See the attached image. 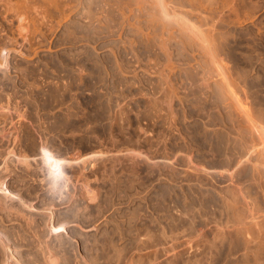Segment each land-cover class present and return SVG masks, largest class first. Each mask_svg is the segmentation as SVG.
<instances>
[{"label":"rangeland","instance_id":"1","mask_svg":"<svg viewBox=\"0 0 264 264\" xmlns=\"http://www.w3.org/2000/svg\"><path fill=\"white\" fill-rule=\"evenodd\" d=\"M231 2H232L231 3V17L228 16L231 20V24H228L229 23L228 18L226 19L227 22H226V20H224V22L223 21L220 22V24L223 23L220 25V28L222 29V30L220 29L222 31L221 33L224 32L225 36H227L226 37L227 39H226V38H224L225 37L224 34H221V35H223V37L221 36V39L224 38L225 40H227V41H224V39H222L223 41L220 40L222 42L221 44H223V45H221V47L224 50H222V48L220 47L221 52L219 51V53H222V54H221V57H219L221 59H219V58L218 59L222 60L224 62L223 63L222 61H219V63L221 62L220 63L221 68L225 67V69H221V72L223 73V71H224V73H225L226 70L228 71L225 74L224 73L223 74H224V76L226 75V78L228 81L231 80V82H230L231 88L234 89L235 94L237 93L236 94V97L238 95L237 99L239 100V102L242 103L244 109L248 112V114H250L251 118L253 120H255V122L258 120L257 121L258 124L264 128V0H231ZM95 3H97V4H95ZM95 3L94 4L96 6L95 5L92 6L93 7L92 10L95 13H93V11H92V13L96 14L97 17L98 16L102 17V18H100L102 21L104 20V18H105L104 15L106 14V17H108L107 18L108 21H107V19H105V22L107 21L109 23H107V22H106V24L103 22L98 23L96 20H94L93 22L92 21L89 22L88 20H86L84 18H81V19L78 18V17H80V15L76 13L77 16L75 14L74 17L70 20H73V21L79 20V21L72 22L69 20L68 21L69 25L66 27V29H63L64 28L63 25L66 22L62 23L60 27L55 22L54 25L56 27L54 26L52 29H49V30L46 27L44 28V26L43 27L41 26L42 29L40 30L41 27L38 26V29H36V30L41 31V32L40 31L38 32L39 33L38 36L43 37V38L40 37V39L37 36V31L33 30L37 26L33 27L32 30H30L32 27H30V29L28 28L29 31H31L30 35H33V32L36 33V34H34V37L32 36L33 42L30 41L31 36L29 35L30 32L27 31L28 29L26 30V33H24L25 30L21 31L19 29L18 24L16 23L15 19H12L10 17V14H6L5 10L2 9L3 7L0 6V58L3 57L4 62L5 63L7 62L6 65L4 64L3 66L0 67V128L2 129V130L0 129V132H1L0 133V135H1V137H0V142H1L0 143V145H1L0 151L4 147L6 148L8 142L12 141L13 137L11 138V140L9 138V135L11 136L12 134H9V133H13L14 129H16L18 132H16V130H15V132L13 133V136H14V134L16 135V133L18 135H20V138L24 139V140H22V142L24 141L23 143L25 145V146L23 145V149L27 150L30 153H38V152H36V150L39 151L41 144L43 145V143L45 142L44 145H46V142H47V146L50 145L49 147H50V149L53 148L52 151H55L54 153H56L58 155H59V153H61L60 156L63 155L62 157H66L67 154L68 155L70 154L69 155L70 157L67 156L68 158H72V156L74 158L75 157L77 158V156L83 157V156L89 155L90 153L91 154L96 153V155H99L100 160L102 159L101 161L98 160L99 163L98 162L95 163L96 160L94 159V162L89 166L90 170H89V168L86 169L87 171L85 170L87 174L84 171L86 176H84L85 178L83 177L82 179L81 178L76 179L78 172H80L77 169L78 166L75 167V172L72 171V170H74L73 168L69 167V169L67 170V171H69V175L74 174V176H75V177H72V179L75 180V183L72 180L71 184H70V188L64 194L67 196V194L69 193L68 194L69 198L72 195L71 198H73V199L70 198L69 200H68V196H67V198H66V196H62L61 198H59L60 199L59 200L58 195L56 193H50L47 190V188L46 189L42 188L41 192H40V188H41L40 185L38 184L37 181H35L36 184L33 181L36 178L33 177L34 178L33 179L31 176L29 178L25 176L26 180L29 182V185H30V181L31 180L33 181V182L31 181V184L33 183L31 185V191H33V188L36 189V187L39 186L34 191V193L31 192V195H32L31 197H33L32 201L26 199L25 200L26 203L23 205V208L25 209V211L32 212V210H33V214L35 215V218H38V219H36L37 223L34 226V227H36L34 229H35V231H37V233H36L37 235L35 234L34 229H31L33 231L32 232L30 230V228H28L24 225L22 230H23L24 235H26L25 236L26 240L27 239L29 240V241L27 240L28 242L27 241L25 242V244L26 243L27 244L29 243V244L28 245L24 244V246L31 247V248H27V250H26V247L23 246V247H20L21 249L19 248L20 250L19 249L18 250L21 252L23 250L24 253H27V252L30 253V252L34 251L35 249L37 250V248H38L42 251L48 252V248H50L49 251L51 250V252L53 251L52 253L55 252L54 254H57V256L55 255L56 257H54V258H57L56 260H58V258L60 260V254L61 255L63 254V256H61L62 257L61 258L62 260H60L61 262L58 260L59 264L70 263L69 261H71V257H72L71 264H73V263L75 264V262H76V264H79L80 262H81L80 264H82V261H83V264H87L88 262H89L88 264H90V261L93 262L91 264H96L97 261L99 262L97 264H101L100 263L101 261H102V264H104V263H106V264H152V263L153 264H156V263L157 264H169V263L170 264H174V263L175 264H192V262H194V264H196L197 262H198L197 264H200V263L201 264H210V263L211 264H224V263L225 264H231V263L232 264L233 263L238 264L239 263V260H238L239 255L236 254V252L238 253L237 249H239V247L236 244L238 241L235 242V244L234 243L232 244V242L234 240L231 242V239L229 237L227 238V236L222 235V233L224 234L227 232L226 231L227 229H230L229 226L232 224V223H228L229 221H231V219L229 218L230 216H228L229 212L227 210V204L228 203L230 204L231 202L233 203V199L231 200L230 195L228 194V189L231 187L232 190H238V192H240L241 195L242 194L245 195V193H246V195L244 196L245 198L248 195L250 196L251 192H252V195H253L252 199L256 200L255 198L257 197V199H258L257 201H253L251 198H249V196H248L249 200H248V198L244 199V197H243V200H246L245 201L246 203H247V201H250V200L253 202H259L260 201L259 203L262 206H259L258 203H253V202L252 203L249 202L247 204L248 205L252 204V208H254V209H256V204H258L257 208L263 212V210L260 209L261 207H263V209H264V203H263L264 202L263 201L264 200V193L263 192L261 193V190L262 191L264 190V180H263L264 178L262 177L263 174L261 173V175H259L261 178L258 177L257 175H254L256 173L259 174L260 172L259 173L257 171L254 172V170L252 169L253 163H252V165L249 164V165L245 166L248 169L244 167L243 173L240 174L241 176L240 175L238 177L231 176V177H233V179L227 175L228 173H225L226 176L220 180L218 178L211 176V174L208 175V173H207V175L202 174V173L200 174L198 171L196 172V170H197V168L198 169H205L206 168L207 172H210V170L218 168V169H222V171L224 170V172H225V170L229 169L230 164H228V163L231 160H233L235 156H237V158L235 157L234 161H231L232 168L235 166L237 161H239L241 159V157L243 158L244 156H247V157L251 156L250 152H253L254 149H255V153L254 152L253 153H254V157L255 156L256 157L254 159L253 153H252V157H250L251 159L253 158L252 162H254V164L255 163L262 164L263 159H264V152L262 150L263 148L262 149L259 148V147H261L262 144H261V141L258 138V136H256L257 133H254V131L252 130V125H250V127H251L250 128L249 125L246 126L247 124L243 123L242 118H239L241 116L236 115L233 112L231 107H229L230 105H227V103L219 96V94L216 92V90L214 93L213 83L216 82V81L214 82V80H216V79H214L215 77H212L213 78L212 79L211 75H210V77L208 76V74H209L208 69L209 68H207L205 66V64L202 62L204 60L200 56L192 55V54H188V53H186V54L185 53H178V55H177L174 52L173 53L174 55L172 54V56L170 57L172 59L171 60V59H165L167 56L160 54V53H157V52H155L156 55L155 54L153 55L151 51H148V49L152 50L153 45H149V43L146 42L147 41L146 38H143L142 35H140L142 40L139 36L134 37L133 35H135L136 33L133 34V31H131L130 29L128 31V28L124 29V30H121V29L119 30V28H120L119 25H120L121 21H119L120 22L119 24L115 23V22H118L119 15L117 13L114 14L115 12L112 14V12L110 10H108V9L106 10L104 7L100 6L101 8H104L103 9L104 12H102L103 10L100 9L99 6H97L98 2H95ZM82 7H84V5ZM82 7H80V8L82 9ZM95 10H98V12ZM3 13H5V14H3ZM108 13L112 14L113 16L108 14ZM99 14L100 15L102 14V15L100 16ZM227 15H229V14H227ZM115 18H117L118 20ZM109 19H111V20H109ZM114 20H116V21H114ZM110 21L114 22L115 24L111 23ZM225 22H226V24H224ZM71 24H74V25H71ZM107 24L110 25V28H109V26H107ZM88 25H89V27H88ZM70 26L71 27L73 26L72 29L70 28ZM112 26H114V27H112ZM118 26H119V28H118ZM121 28H122V26H121ZM65 30L67 33L65 32ZM69 30H71L73 32L70 31L71 32L70 33ZM220 30H219V32H220ZM48 31H50V32H48ZM68 32L71 35H69ZM118 32H119V34H118ZM120 32L122 33V35H120ZM27 33L30 37L26 35ZM74 35H75V37H74ZM136 35H138V34H136ZM127 37H129V38H127ZM132 37L135 38L134 41H133ZM35 38H37L39 40H37ZM123 38H125V39L127 38L128 40L127 39L125 40ZM138 38H140V39L138 40ZM6 40L8 43V44L7 43L6 44L11 45V46H7L5 44ZM8 40H9V42H8ZM23 40L24 41L26 40L27 44ZM127 41H129V42H127ZM131 41H133V43ZM139 41H140V43H139ZM28 42L29 43L31 42V44L33 46L31 44L28 45ZM122 42H123V44H122ZM1 44L2 45L4 44L5 46H7L8 49L10 48L9 52L8 51H2L1 48H3L4 45L2 46ZM224 45H226V46L224 47ZM126 47H128V48H126ZM4 48H6V47H4ZM132 48H134V50ZM142 51H143V53H142ZM131 52H133V53L131 54ZM150 52H151V55H150ZM153 53H154V51H153ZM141 54H143V55H141ZM147 54H148V56H147ZM187 54L190 56H193V57L194 56H196V57L198 56V57L197 58L194 57V59H193L192 57L188 56ZM149 55H150V57H149ZM142 56H144V57H142ZM178 56H180V57H178ZM182 56L184 58H182ZM219 56H220V54H219ZM156 57L158 58L157 59L158 63L156 62V59H155ZM142 58H144V59H142ZM145 58L147 59V61ZM176 58H178V60L180 58V60L178 61ZM181 58L184 60H182ZM148 59L150 60V62ZM186 59H187V61H185ZM166 60L169 61V64H171L170 62H172V64H171L172 66H173V64H175L173 67L172 66L169 67V68H171V70H172V68H174L172 70V72L175 70L177 63L178 64L180 63V66L176 67L177 70H175V72H173V74L171 73L170 74L171 76L169 75V77H172V78H170V80L172 79L173 81L169 80L170 82L167 84V88L165 87L166 86L165 81L163 80L164 82H162L161 75L159 74L161 69H163V67H165L167 65L168 61H166ZM193 60L196 61L195 64L193 63L194 62ZM197 60L200 61V63H201L200 65H197V63L199 64V62H197ZM138 61H140V62H138ZM151 61H155V63L154 62L151 63ZM182 61H184V62H182ZM188 61H190V64H188ZM122 63H123V65H122ZM138 63H139V66L142 65V63L145 65H143L142 67L140 66L141 67L140 68L139 66L137 67ZM148 63H150V64H148ZM153 63L156 65H154ZM183 63H185V64L187 63L188 65L187 64L185 65ZM222 63L224 64V66H222L223 65ZM146 64H148V65H146ZM151 64L153 65V68H155L156 71H154L151 68L152 67V66H150ZM161 65H163V66H161ZM190 65H192V67ZM193 65L195 68L193 67ZM201 65L202 66L204 65L206 68L204 66L202 67ZM120 66L123 68H120ZM183 66L184 67L186 66V67L183 68ZM146 67H147V69L145 71ZM156 68L157 69L159 68L158 71ZM167 68H168V65H167ZM169 68L167 70H169ZM180 68L181 69L183 68V69L181 70ZM204 68H205V70H204ZM122 69H124V70L122 71ZM141 69H143V70H141ZM148 69H149V71H148ZM178 69H180L181 71H179ZM188 69H190V74H187V72H185V70L187 71ZM199 69L202 73L200 71L198 72ZM151 71H153L154 74ZM178 71L181 72V74L178 73ZM183 71L185 72V75L188 76V78L184 75ZM147 73H149V74H147ZM156 73H157V75H160V76H157V75L156 76L158 78L159 77L161 78V79L159 78L161 85L164 84L165 86H161V85L159 86L157 84V83H159V81H158V78H156L154 76ZM174 73L176 75H174ZM199 73L201 76L199 75ZM204 73H205V76H203ZM231 73L233 76L231 75ZM193 74H194V76H193ZM197 74L200 78L202 77V79L204 77H206V78H204L205 80L204 79L203 80L198 79ZM237 75H238V78H237ZM153 76H154V79H153ZM190 76H191V78H190ZM240 76H242V78ZM173 78H176V79L174 80ZM194 78L195 79L197 78L198 80L197 79L195 80ZM240 78H241V80H240ZM210 79H212L213 81ZM156 80H157V82L155 83ZM207 80L211 84L210 86L212 87V89L210 86H209L210 88L209 87L208 88L213 90L211 92V90L209 91V89H207L208 93H206V94H209V93L213 94V95L211 94L210 96L200 92L201 90H202V92H204V91L206 92V89H204V91H203V89H200L201 88L200 85L202 84L203 81L205 82ZM138 81H139V83H138ZM174 81H176V82H174ZM182 81L184 84L182 83ZM191 81H193V83ZM195 81H196V83H195ZM198 81H199V83H197ZM210 81H212V82H210ZM152 83L154 84V86ZM173 83H176L177 87H174L175 84L173 86ZM187 83H190V84H188V86H187ZM191 83H192V85H191ZM207 83L208 82H206L205 84H207ZM169 84L171 86H173L172 87L173 90H174V88H175V90L177 88V92H174L173 90H172L173 91L172 92L171 86H170L169 91H171L170 93L172 94V96L169 95L170 93L168 94V92H167ZM178 84H180V86H178ZM197 84L200 88L199 87L194 88V86H197ZM157 85H158V88H156ZM184 85L187 87H184ZM152 86H153V88H151ZM181 86H183V87H181ZM161 87H163V88L161 89ZM190 87L192 89H190ZM164 88H166V90ZM179 88H183V89H179ZM185 88H186V91H185ZM193 88L196 90L199 89L200 91H197V92L201 93L202 96L199 95V93H196L195 91H194L195 96H193V94H194ZM157 89H161V91H159ZM163 89H164V91L167 92L166 93L163 91L165 93V95H167V94L169 95L168 98L166 96L162 95V93L160 94V92H162ZM241 89H243V90H241ZM156 90L158 92H155ZM181 90H183V91H181ZM187 90H190V92H188ZM153 91L156 94L157 93H159V94L156 95ZM152 92L155 95L152 94ZM178 92H179V101L180 102L185 96L188 95V96H191V98L192 97L194 98V99L193 98L191 99L192 103H190L191 101H188V98H190V97H185V98H187V101L184 98L187 103L184 101V103L179 104L176 101L178 99L175 98L176 96H178L177 95ZM183 92L187 93V95ZM174 93H177L176 96H174ZM188 93H190L191 95ZM196 94L199 95L200 99L202 97L201 101L199 100L198 97H196ZM216 94H218V95H216ZM142 95H144L145 97ZM150 95H152V96H150ZM203 95L208 96L209 99H208V97H206L207 98L206 99ZM156 96H157V100L158 99L161 100V101L158 100L160 103L163 102L161 104L163 105L164 109L163 108L162 109L161 108L155 109L158 101L155 99L156 103H154L153 100H154V98H156ZM158 96H160V97L158 98ZM161 96L164 97V98L162 97L163 100H162ZM170 96L172 97V99H169ZM182 96H183V98H182ZM147 97L148 98L151 97V99L149 98V102L151 101L152 103L148 102ZM180 97H181V100H180ZM152 98H153V100H152ZM165 99L167 101L164 102ZM173 99H175V101H171V103H174V102L175 103H174V105H171V106L174 109L171 110L170 108H168V110H166L167 108L165 109L164 104L167 102L166 104H168V107H169L170 102H168V101L173 100ZM215 99H217L218 101ZM7 100H9V101H7ZM195 100H196V102L200 101L202 103H204L206 100H208V101H206L204 103L205 104V106H204L202 103H201L202 104L201 105L200 102L196 104V102H194ZM211 100L212 101L215 100L213 102V104H212ZM220 100H221V103L218 104L220 102ZM222 100H223V102H222ZM193 103H195V104L191 105ZM222 103L223 104L225 103L228 107L225 104L223 105ZM252 103H254V104H252ZM150 104H152L154 106L151 105L152 106V108H151V106H149ZM181 104H182V106H181ZM185 104H190V105H185ZM158 105L160 106V104H158ZM196 105L199 108L201 106L202 109L201 108L199 109ZM217 105L219 106V108L217 107ZM192 106L193 107L196 106V109H195V107L193 108ZM7 107H9V108H7ZM166 107H167V105H166ZM208 107H210V108H208ZM224 107H226V108H224ZM248 107H250V108H248ZM182 108H183V110H182ZM149 109L151 110V113H150ZM152 109L156 110V112L152 111ZM186 109H187V111H186ZM212 109H214L215 111ZM157 110H158V112L160 111V114L162 112V114H161L162 116L164 115V113L166 115L170 116L172 113L174 114V112H176L174 115L172 114L173 117H171V116L169 117V120L175 121V118H176L177 122L171 121V123H173L174 127L172 124H170V126L173 127V129L171 128V131L173 130L172 131L173 133H175L176 129L179 130V131L176 130V133L178 135L173 134L171 131H169L170 127H169V129H168V127H166L167 124H168L167 126H169L170 121L167 120L168 122H164V118H168V116L167 117L164 116L163 118H160L162 116L161 115L159 116V114H158V116H157L158 119H157V117H156ZM170 110L172 111L171 114H170ZM188 110H190V111H188ZM194 110L195 111L197 110V112H195ZM200 110H201V112H200ZM227 110H229V111H227ZM249 110H250V112H249ZM2 111H3V113H2ZM218 111H219V114H218ZM152 112L155 113L154 117L156 120L153 119L154 113L152 114ZM259 113L260 114L263 113V114L260 115ZM19 114H20V116H19ZM121 114H123V115L121 116ZM176 114H178L177 117H175ZM231 114H232V116H231ZM217 116H219V117H217ZM254 116H255V118H254ZM256 117L259 119H257ZM125 118H127V119L125 120ZM203 118H205V119H203ZM159 119L161 121L162 120L163 121L157 122ZM210 119H211V121H209ZM216 119H218L219 121ZM236 121H237V123H236ZM163 122L165 125L162 124ZM231 123H233V124H231ZM226 125H228V126H226ZM163 127H166V129ZM214 127H215V129H214ZM4 128H5V130H4ZM163 129H165L166 132ZM225 129H227L228 132ZM207 130H208V133H207ZM120 131H122V133ZM168 131L170 132V134ZM211 131H214V132H211ZM230 131H232V132H230ZM4 132L6 133V135L8 133L7 136L9 139L7 138V136L5 135ZM205 132H206V134H204ZM221 132L225 133V134L223 135ZM241 132L242 133L244 132V133L242 134ZM2 133L4 134V138H3ZM162 133H163V135H161ZM212 133L214 136L212 135ZM218 133L220 136H218ZM252 134H253V136H252ZM244 135H246V137ZM204 136H205V138H204ZM242 136L245 138H243ZM201 137H203V138H201ZM216 137H218V138H216ZM238 137L240 139H237ZM2 138L4 140L6 139L5 142L6 141H8V142L5 143ZM181 138H183V140L185 139L184 140L185 142H183ZM205 139H207L206 141L208 143L205 141ZM211 139H214V140L210 141ZM233 139H234V141L239 140V143H240V144H238L239 146L234 145ZM240 140L242 141V143ZM244 140L246 141V143ZM247 140L249 143L247 142ZM32 141L34 142V149H33V145H32L33 142ZM226 142H228V143H226ZM229 142H230V144H229ZM231 142H233V144ZM214 143H215V145H214ZM218 143H219V145H218ZM28 144H29L30 148L28 147ZM35 144H36V148H35ZM229 145H231V146L233 145V146L231 147ZM253 145H254V147H253ZM186 146H187L188 150L186 149ZM211 146H213V147L211 148ZM190 147H192L193 149L195 148L194 149L195 153H193V149ZM215 147H216V149H215ZM218 147L220 149V152H219ZM220 147H222V148H220ZM228 147H230V148H228ZM236 147H238V148H236ZM5 148L2 149V151L5 150ZM226 148H228V149H226ZM236 149H237V151H236ZM246 149H248L249 152ZM33 150H35V152ZM181 150H183V151H181ZM241 150L244 152H242ZM190 151L192 153H187ZM227 151L229 152V154H227ZM235 151L237 153L239 151V154L235 153ZM102 152H104V153H102ZM181 152H183V153H181ZM199 152H200V154H198ZM210 152L213 154H210ZM248 153L250 155H248ZM190 154H193V155H190ZM135 155L137 157H139V158H137V162L135 161L136 160ZM176 155H181V156H178V158H181V160L179 159V161H180V163H179L178 158H176L177 160L175 159V162L176 161L177 162L175 164L174 157ZM182 156H183V159L185 158L184 160H186V161H184L182 159ZM217 156H219V157H217ZM226 156H228L227 159L231 158V160L227 161V159H225ZM232 156H233V158H232ZM132 157H133V159H132ZM148 157L151 159H149ZM193 157H194V159H193ZM220 157H222V158L220 159ZM113 158L115 160H113ZM168 158H171V159L169 160ZM191 158L193 159V161ZM257 158H258V160H257ZM222 159H225V160H222ZM217 160H219V161H217ZM242 160H245V159H242ZM108 161H110V162L108 163ZM189 161H191V163ZM155 162L157 163V165ZM158 162H160V163H158ZM137 163H139V164H137ZM162 163L169 164L167 167L165 166L166 171H163L164 167H163ZM202 163H203V166H202ZM99 164H101V165H99ZM151 164H154V165L151 166ZM170 164H171V166H170ZM198 164H199V166H198ZM218 164H219V166H218ZM155 165H156V168H155ZM35 166L33 168H34V170L37 171V169H35L37 167H35ZM187 166H190V167L194 166V167L192 169V168L187 167ZM220 166L221 167L223 166V167L220 168ZM152 167H154V168H152ZM170 167H172V168H170ZM203 167H205V168H203ZM13 168L15 169V172L17 174L19 173V171H21L19 168H18L19 170H17L16 167H13ZM187 168H190L192 170L187 169ZM186 169L188 171H191V172H188ZM96 170H98V171H96ZM164 170H165V168H164ZM70 171H72V173ZM76 171H78V172L76 173ZM151 171H152V173H151ZM175 171H177V173ZM186 171H187V174L185 173ZM110 172L112 173V175ZM174 172L176 175H174ZM22 173L23 172L21 171V173L19 175H21ZM170 173H172V174H170ZM196 173L198 174V176L196 175ZM185 174H186V176H185ZM23 175H24V173H23ZM193 175L195 178L193 177ZM201 175H203V176H201ZM210 176H211V179L209 178ZM87 177H89V178H87ZM173 177H174V179H172ZM184 177H186V178H184ZM187 177H190V178H187ZM254 177H257V178H254ZM191 178H193L194 180ZM197 178H198V181H197ZM235 178H237L238 181L236 180V182H235L234 181ZM85 179H87V180H85ZM248 179H249V181H248ZM255 179H257V180H255ZM258 179H261L262 182L258 181ZM7 180H11V178H8ZM78 180H80V182ZM232 180H233V182H231ZM171 181H172V183H171ZM82 183L85 185H83ZM202 183H203V185H202ZM209 183H210V185H209ZM235 183L237 186L236 187L234 186L235 188L233 189L232 187ZM256 183H257L258 187H257ZM77 184L78 185L82 184L83 190H82L81 186L79 187V186H77ZM244 184H245V189H242ZM34 185L36 187H34ZM87 185H89V186H87ZM90 185H91V187H90ZM84 186L89 187V188L86 187L87 190L89 189V191L85 190ZM228 186H230V187H228ZM239 186H241V187H239ZM261 186L263 189L261 188ZM216 187H218V189ZM73 188L79 189L81 193H82V191L84 193L86 191L89 193H86V194H88V195H86L84 193L79 194L80 192H77L78 193L77 194L76 191H78V190L75 189L76 190L75 191V190H73ZM247 188L252 189V190L247 191ZM231 189H229V193L232 192ZM256 189H258V190H256ZM222 190H223V192H222ZM94 191H95V193H93ZM43 192H44V194H43ZM37 193L39 195H37ZM40 193L43 196L40 195ZM48 193H50L49 195H51V196H47ZM223 193H224V195H223ZM220 194H222V196H224V198ZM33 195H36L37 197L33 196ZM79 195H83V196L79 197ZM92 195H94V196H92ZM255 195H256V197H255ZM226 196L229 197L227 199H230V201L228 200L226 202V200H227ZM261 196H263V197H261ZM34 197L37 198L38 200L36 199V201H34L33 200ZM204 197H206V198H204ZM231 197H232V195H231ZM80 198L84 201H82ZM190 198H191V200H190ZM40 199L43 200V202ZM52 199L55 202H53ZM222 199H224V200H222ZM39 200H40V202H39ZM70 200H72V201L74 200L75 205L73 204L72 201H71V203H69ZM76 200L79 202V204L81 203L80 208H79V204H78V208H77L76 204L78 202ZM17 201H18V199H17ZM17 201L15 199V202H17ZM66 201L68 204L65 205L64 203ZM94 201H96V202H94ZM27 202L34 209L32 207H29ZM52 202H53V204H52ZM221 202H224L223 205L221 204ZM43 203H44V207H43ZM218 203L221 205V207H220V205H218ZM40 204H42V207ZM59 204H62L61 207ZM25 205L27 208L29 207V210L27 208H25ZM37 205H39V206L37 207ZM69 205H70V207H69ZM71 205L73 206V208ZM185 205H186V207H185ZM34 206H36L37 209H35L36 207H34ZM83 206H85L86 208ZM193 206L195 208L192 210ZM223 206L224 207L226 206L225 209ZM253 206H255V207H253ZM45 207L50 208V210H51V207H53L52 208L53 210H51V211L53 212L52 214H54V215L50 216L51 211L49 209H45ZM43 208L46 211H43L42 210ZM59 208L62 209V211ZM188 208H190V210H188ZM69 209H70V211H69ZM72 209H76V210H72ZM87 209H88V212L90 211L89 213L87 212ZM221 209H223L224 211L222 210V212H224L227 215H223L224 213L222 214ZM65 210H66V212H65ZM83 210L86 211V213ZM186 210H188V212H191V211L193 213L195 212L194 213L195 215L198 213L196 215L197 217L196 216H195L196 218L193 217L194 214L193 213L190 214ZM68 211L71 213L74 211H77V215L75 214L76 212L72 213V214H74V215H72ZM184 211H186V212H184ZM43 212H46L47 214L43 213ZM56 212L59 213L60 217H58L59 215ZM67 212H68V214H67ZM80 212L82 214L85 213V215H81ZM91 213L94 214V217ZM184 213H187V214H184ZM216 213H217V215H216ZM87 214H89V215H87ZM182 214L184 215V218H183ZM188 214H190V215H188ZM37 215H38V217H37ZM39 215H41V216H39ZM42 215H43V219H42ZM46 215H49V216H46ZM80 215L82 217H80ZM72 216H74V217L76 216L75 219H74V217L72 218ZM86 216H87V218H85ZM88 216H89V218H88ZM188 216H190V217H188ZM39 217H41V219ZM179 217H182L181 219H183V220H179ZM186 217L190 218L191 221H193V220L194 221L191 223L190 219H188ZM192 217H193V220H192ZM198 217H200V218H198ZM203 217H205L206 220ZM46 218H47V220H46ZM49 218L51 221L50 225H49L50 221H48ZM66 218H68V219L71 218L72 219L71 223ZM76 218H78V220H76ZM81 218L83 220H81ZM222 218H224V219L222 220ZM55 219L56 220L60 219L59 221L61 223L63 222V225L60 229H57L58 227L56 228L57 230L52 229L54 227V225H57ZM62 219H63V221H61ZM64 219H66L65 222H64ZM84 219H85V223L83 222ZM91 219H94L92 222L93 225L91 224V222H89V221H92ZM185 219L186 220L188 219V221H185ZM195 219L198 221L197 223H195ZM201 219H204V220H201ZM227 219H228V221H227ZM42 220H44L43 222L48 223V224L43 226L44 224H43ZM58 220H57V222H58ZM73 220L74 221L76 220V221L74 222ZM95 220H97V221L95 222ZM67 221L69 223L66 224ZM208 221H209V223H207ZM216 221L217 222L221 221L220 224H223V227L221 225L219 227V225H217L219 223H217ZM72 222H74V223H72ZM143 222H145V223L143 224ZM171 222H172V225H171ZM129 223L132 226H130ZM194 223L197 224V225H195L196 227L194 226ZM210 223H214V225L213 224L210 225ZM12 224L6 223L5 225H7V226L8 225L9 226H18L17 223L13 222ZM64 224H65V226H64ZM185 224H187V225H185ZM188 224H190V226H191V228H188V230H191L192 228H193V230L187 231ZM208 224H209V227H211L210 229L207 228ZM225 224H227L229 226L227 227V225H225ZM39 225H41V226L38 227ZM47 225H48V227H46ZM68 225H69V227H68ZM84 225H86L87 227L85 226L86 227L85 228ZM141 225H143V226H141ZM204 225L206 226V228ZM215 225H217V228L214 227ZM224 225H225V227H227V229H225ZM57 226H60V225H57ZM136 226H137V228H136ZM44 227L46 230H47V228H49V229L46 231V230L42 229ZM71 227H72V229H71ZM37 228H39V229H37ZM221 228H224L222 230H224L225 232L220 231ZM40 229H42V230H40ZM79 229H80V231H79ZM212 229H213V231H212ZM216 229H218L217 232H214ZM67 230L69 232L71 231L72 234H74V235L72 236V234L70 232V234H71V236H70V234ZM39 231L41 232L40 235L38 233ZM152 231H154V232H152ZM185 231L190 232V233H187ZM192 231H193V233L195 232L194 235L192 234ZM202 231H205L207 233L204 232L203 233L204 235H203ZM218 231H220V233ZM196 232H197V234H196ZM60 233L61 234L63 233V234L61 235ZM76 233L77 234L80 233V235H82V236L80 237V235H76ZM184 233H185V235H184ZM198 233L200 236L203 235L202 237H206L207 241L213 240V241H211L212 244L215 242L217 243L216 236H214V235H219V236H217V239H218V238H220V234H221L222 239L220 238V240H222L223 243L219 240L220 243H217V244L215 243L216 246H218V248L216 246H214V244L208 245L210 247H207V245H204L205 238H204V243L202 244L200 242V240L203 242V240H202L203 238L200 237L198 235ZM216 233H218V234H216ZM49 234H52V235L49 237L48 236ZM59 234L61 235V239H60ZM191 234H192V236H195V237H192ZM38 235L39 236L42 235V238L40 239V237ZM84 235H85V237L86 236L87 237L86 238L83 237ZM75 236H78V237H75ZM91 236H93V237H91ZM135 236H137V237H135ZM47 237H48V239L50 238V240H48ZM197 237L199 239L198 243L195 242V240H197ZM214 237H215V240H214ZM84 238H85V241H80L81 239H84ZM89 238H94V239H92V241H91V239H89ZM147 238H148V240H147ZM226 238H227V241L225 240ZM39 239L41 242L39 241ZM51 239L52 240L54 239L53 240L54 243L52 242ZM64 239H65V241L67 240L66 242H68V243L71 240H73V242L71 241L69 244L66 245V242H64ZM86 239H87V241H86ZM192 239H194V240H192ZM228 239H229V241H228ZM45 240L47 242H45ZM56 240H58V241L62 240L61 241L62 243L61 242L58 243V241L55 242ZM183 240L185 241V243ZM31 241H32V243H31ZM36 241H39L40 244L37 243ZM94 241H96V242H94ZM186 241H190V243H188ZM207 241H206V243H207ZM43 242H45V243H43ZM49 242H50L51 246H52V244H51V242H52L53 245L59 244V247H56L58 245H54V248H51L49 245ZM83 242H85L86 244ZM118 242H120V243H118ZM35 243H37L36 244L37 248L35 247ZM72 243H74V244L71 246L70 244H72ZM143 243L147 244V245H144ZM192 243H194V245ZM60 244H62V245L60 246ZM184 244L185 245L188 244V246H191V244H192L193 247L191 246V248H190V247L186 246L187 247L186 248ZM197 244H199V245H197ZM200 244H202L201 247L205 246L204 248H206L205 251L202 248V252H201L202 255L201 254L199 255V253H200L199 251H201ZM208 244H210V243H208ZM231 244L233 246H231ZM39 245H41V246H39ZM82 245H87V246L85 247ZM94 245H96V246L93 247ZM154 245H155V247H154ZM47 246H48V248H47ZM64 246H66V248ZM67 246H68V249H67ZM73 246H75V247H73ZM211 246L212 247L214 246L213 247L214 253H211L212 252V249H210ZM230 246L232 248L233 247L235 248L236 246L237 247L235 248V251H234V248L232 249ZM55 247H56L57 251L61 250V252L60 251L56 252ZM60 247H62V249ZM195 247L200 249V250L196 249ZM88 248H89V251L86 250ZM118 248H119V250H117ZM216 248L217 249L220 248L219 250H217L218 253L215 252ZM64 249L65 250L67 249L68 251L67 250L64 251ZM74 249L76 250L77 254L75 253ZM130 249H132V250H130ZM193 249H195V251H192ZM214 249H215V251H214ZM99 250L101 253H97V252H99ZM101 250L102 251L106 250V251L102 252ZM83 251H85L87 253H85ZM90 251L92 253V254L90 253L91 255L88 254V252H90ZM207 251H209V252H207ZM195 252H196V254H195ZM203 252H204V255H203ZM82 253L83 254L85 253L84 256ZM185 253H187V254H185ZM227 253H229V254H227ZM0 254L2 255V258H0L1 259L0 264H2L3 258L6 259V257L5 256L3 257L2 253H0ZM64 254H67L68 258H66L67 255H64ZM86 254H88L91 257L93 256V257L90 258ZM98 254H99V256H98ZM100 254L102 255L103 260L100 256ZM118 254H120L122 256L120 257V255H118ZM188 255H190V256H188ZM215 255L217 258L215 257ZM232 255H233V257H235V258L237 257L238 259L232 258ZM94 256H95V258H94ZM104 256H106V257L104 258ZM192 256H193V258H192ZM210 256L212 259L210 258ZM63 257H64V259H66V260L68 259L69 261L67 262L66 260L63 259ZM74 257H76V258L78 257V258L76 259ZM79 257H83V258L79 259ZM97 257H98V260L96 259ZM117 257H118V259H117ZM99 258H101V261L99 260ZM128 258H129V260H128ZM200 258H202V262L197 261ZM84 259L86 260V262ZM78 260H81V261L77 262ZM93 260L94 261L97 260L96 263H94ZM109 261H111V263ZM236 261H237V263H236ZM8 264H15V263L12 261L11 262L9 261Z\"/></svg>","mask_w":264,"mask_h":264},{"label":"bare ground","instance_id":"2","mask_svg":"<svg viewBox=\"0 0 264 264\" xmlns=\"http://www.w3.org/2000/svg\"><path fill=\"white\" fill-rule=\"evenodd\" d=\"M95 2H98V5L97 6H99V8L100 9H108V10H110L111 12H112V14L114 13V14H118L119 15V20L117 19V18H115V19H117L118 20V22H115L116 24L118 23H120L119 21H121V23H120V28H119V26H118V28H119V30L121 29V30H124V29H127L128 28V31H129V29L131 30V31H133V34L134 33H136V34H138V35H133L134 37L136 36H139L140 37V35H142V37L143 38H146V42L147 43H149V45H153V48H152V50L154 51V53H153V51L150 49H148V51H151L152 52V54L154 55L155 54V52H157V53H160V54H163V55H165V56H167L165 59H171L170 57L172 56V54L175 52V54H177L178 55V53H188V54H192V55H198V56H200L204 61H202L204 64H205V66L207 67V68H209L208 69V72H209V74H208V76L210 77V75H211V78L212 77H215L214 79H216V80H214V82L215 83H213V85H214V93H215V90H216V92L219 94V96L227 103V105H230L229 107H231V109L233 110V112L236 114V115H240L241 117H239V118H242V121H243V123H246L247 125L246 126H248L249 125V127H250V125H252V130L254 131V133H257V135L256 136H258V138L260 139V141H261V147H259L260 149H262L263 150V152H264V128L261 126V125H259L258 124V120L255 122V120H253L252 118H251V116H250V114H248V112L244 109V107H243V105H242V103L241 102H239V100L237 99V97H238V95H237V97H236V94H235V92H234V89H232L231 88V84H230V82H231V80L230 81H228L227 80V78H226V75L224 76V74L226 73V72H228L227 70L225 71V73H224V71H223V73L221 72V69H225V67H223V68H221V62L219 63V61H222V60H219V59H221V58H219V57H221V54L222 53H219V51H220V49L222 48L221 47V45H223V44H221L222 42L221 41H223L222 39H224V38H226L227 36H225V33L223 32V33H221L222 31V29L220 28V25L221 24H223V23H221L220 24V22L221 21H223L224 22V20H226L227 18L229 19V23L228 24H231V20H230V18L228 17V16H230L231 17V0H0V6H2L3 8L2 9H4L5 10V13L6 14H10V17L12 18V19H15V21H16V23L18 24V27H19V29L21 30V31H24L25 30V32L24 33H26V30L29 28L30 29V27H32L30 30H32L33 29V27H35V26H37L35 29H33L34 31L36 30V29H38V26H44V28L46 27L48 30L49 29H52L55 25H54V23L56 22V24L60 27L61 26V24L62 23H64V22H66V23H64V25H63V29H66V27L69 25L68 24V21L70 20V19H72L73 17H74V15L77 13V14H79L80 15V17H78V18H84V19H86V20H88L89 22L90 21H94V20H96L98 23H105L106 24V22L108 21V17H106V14L104 15V20L102 21L100 18H102V17H97L96 16V14H93V13H95L93 10H92V6L93 5H95V4H97V3H95ZM95 3V4H94ZM240 3V2H239ZM84 5V7H82ZM96 6V5H95ZM104 7V8H101V7ZM80 7H82V9L80 8ZM98 9V8H97ZM234 10V9H233ZM92 11H93V13H92ZM95 11H97L98 12V10H95ZM102 12H104V10L102 11ZM107 12V11H106ZM2 13V12H1ZM5 13H3V14H5ZM100 13V12H99ZM77 14H76V16H77ZM108 14H110V13H108ZM112 14H110V15H112ZM227 14H229V15H227ZM78 15V16H79ZM100 15V14H99ZM102 15V14H101ZM100 15V16H101ZM227 15V16H226ZM108 16V15H107ZM113 16V15H112ZM9 17V16H8ZM116 17V16H115ZM246 17V16H245ZM10 18V19H11ZM113 18V17H112ZM111 18V19H112ZM4 19V18H3ZM6 19V18H5ZM105 19H107V21L105 22ZM111 19H109V20H111ZM114 19V18H113ZM121 19V20H120ZM77 20V19H76ZM14 21V20H13ZM70 21H72V22H74L73 20H70ZM77 21H79V20H77ZM77 21H75V22H77ZM95 21V22H96ZM114 21H116V20H114ZM88 22V23H89ZM111 22V21H110ZM226 22H227V20H226ZM226 22L224 23V24H226ZM82 23V22H81ZM107 23H109V22H107ZM111 23H113V24H115L114 22H111ZM110 23V24H111ZM16 24V25H17ZM93 24V23H92ZM112 24V25H113ZM71 25H74V24H71ZM77 25V24H76ZM87 25V24H86ZM97 25V24H96ZM100 26V25H99ZM105 26V25H104ZM107 26H109V28H110V25H108L107 24ZM117 26V25H116ZM121 26H122V28H121ZM223 26V25H222ZM221 26V27H222ZM228 26V25H227ZM42 27L40 28V30L42 29ZM56 27V26H55ZM73 27V26H72ZM72 27L70 26V28L72 29ZM88 27H89V25H88ZM112 27H114V26H112ZM229 27V26H228ZM16 28V27H15ZM83 28V27H82ZM117 28V29H118ZM223 28V27H222ZM29 29L27 30L28 32H30L29 33V35L31 34V31H29ZM55 29V28H54ZM69 29V28H68ZM104 29V28H103ZM106 29V28H105ZM112 29V28H111ZM114 29V28H113ZM116 29V30H117ZM221 29V30H220ZM39 30V31H40ZM102 30V29H101ZM108 30V29H107ZM219 30H220V32H219ZM37 31V36H38V30H36ZM43 31V30H42ZM47 31V30H46ZM64 31V30H63ZM68 31V30H67ZM71 30H69V32H70ZM80 31V30H79ZM118 31V30H117ZM41 32V31H40ZM48 32H50V31H48ZM65 32H66V30H65ZM68 32V34L69 35H71L70 33L71 32H73V31H71L70 33ZM102 32V31H101ZM114 32V31H113ZM23 33V34H24ZM44 33V32H43ZM56 33V32H55ZM67 33V32H66ZM104 33V32H103ZM15 34V33H14ZM34 34H36V33H34L33 32V35H28V33L26 34L27 36H29L30 38H31V40L30 41H32L33 42V38H32V36L34 37ZM42 34V33H41ZM118 34H119V32H118ZM221 34H224V38H222L221 39V36L223 37V35H221ZM25 35V34H24ZM47 35V34H46ZM85 35V34H84ZM110 35V34H109ZM120 35H122V33L120 32ZM119 35V36H120ZM127 35V34H126ZM5 36V35H4ZM13 36V35H12ZM26 36V37H27ZM36 36V35H35ZM68 36V35H67ZM129 36V35H128ZM132 36V35H131ZM130 36V37H131ZM2 37V36H1ZM18 37V36H17ZM24 37V36H23ZM22 37V38H23ZM39 37V36H38ZM40 37H42V36H40ZM40 37H39V39H40ZM74 37H75V35H74ZM5 38V37H4ZM9 38V37H8ZM29 38V39H30ZM43 38V37H42ZM83 38V37H82ZM127 38H129V37H127ZM126 38V39H127ZM133 38V37H132ZM141 38V37H140ZM140 38H138V40L140 39ZM26 39V38H25ZM35 39H37V38H35ZM39 39H37V40H39ZM45 39V38H44ZM123 39H125V38H123ZM125 39V40H126ZM134 39L135 38H133V41H134ZM137 39V38H136ZM227 39V38H226ZM13 40V39H12ZM128 40V39H127ZM130 40V39H129ZM141 40H142V38H141ZM221 40V41H220ZM11 41V40H10ZM22 41V40H21ZM24 41V40H23ZM29 41V40H28ZM35 41V40H34ZM133 41H131L132 43H133ZM136 41V40H135ZM144 41V40H143ZM224 41H227V40H225L224 39ZM8 42H9V40H8ZM14 42V41H13ZM25 43H26V40L24 41ZM121 42V41H120ZM127 42H129V41H127ZM145 42V41H144ZM4 43V42H3ZM7 43V40H6V42H5V44ZM11 43V42H10ZM131 43V44H132ZM139 43H140V41H139ZM8 44V43H7ZM6 44V45H7ZM14 44V43H13ZM20 44V43H19ZM27 44V43H26ZM31 44V42L29 43L28 42V45H30ZM122 44H123V42H122ZM225 44V43H224ZM2 45V44H1ZM4 45V44H3ZM2 45V46H3ZM16 45V44H15ZM32 45V44H31ZM127 45V44H126ZM140 45V44H139ZM143 45V44H142ZM141 45V46H142ZM147 45V44H146ZM145 45V46H146ZM230 45V44H229ZM7 46H11V45H7ZM7 46H5L4 45V47H6V48H1L2 49V51H8L9 52V49L7 48ZM18 46V45H17ZM20 46V45H19ZM33 46V45H32ZM31 46V47H32ZM123 46V45H122ZM130 46V45H129ZM148 46V45H147ZM146 46V47H147ZM226 45H224V47H225ZM228 46V45H227ZM13 47V46H12ZM26 47V46H25ZM133 47V46H132ZM144 47V46H143ZM152 47V46H151ZM221 47V48H220ZM29 48V47H28ZM126 48H128V47H126ZM139 48V47H138ZM149 48V47H148ZM229 48V47H228ZM8 49V50H7ZM14 49V48H13ZM25 49V48H24ZM23 49V50H24ZM122 49V48H121ZM133 50H134V48H132ZM147 49V48H146ZM16 50V49H15ZM222 50H224L223 48H222ZM226 50V49H225ZM1 51V52H2ZM11 51V50H10ZM132 51V50H131ZM139 51V50H138ZM147 51V52H148ZM151 52H150V55H151ZM221 52V51H220ZM133 52H131V54H132ZM142 53H143V51H142ZM184 54V55H185ZM187 54V55H188ZM219 54H220V56H219ZM141 55H143V54H141ZM150 55H149V57H150ZM152 55V56H153ZM156 55V54H155ZM158 55V54H157ZM174 55V54H173ZM183 55V54H182ZM147 56H148V54H147ZM162 56V55H161ZM188 56H190V55H188ZM187 56V57H188ZM197 56V57H198ZM136 57V56H135ZM138 57V56H137ZM142 57H144V56H142ZM148 57V58H149ZM154 57V56H153ZM178 57H180V56H178ZM190 57H192L193 59H194V57H196V56H190ZM196 57V58H197ZM126 58V57H125ZM134 58V57H133ZM152 58V57H151ZM173 58V57H172ZM175 58V57H174ZM182 58H184L183 56H182ZM181 58V59H182ZM219 58V59H218ZM225 58V57H224ZM116 59V58H115ZM118 59V58H117ZM123 59V58H122ZM135 59V58H134ZM142 59H144V58H142ZM146 59V58H145ZM153 59V58H152ZM156 59V62H157V57L155 58ZM177 60H178V58H176ZM7 60V59H6ZM149 60V59H148ZM154 60V59H153ZM172 60V59H171ZM179 60H180V58H179ZM178 60V61H179ZM182 60H184V59H182ZM196 60V59H195ZM195 60H193L194 62V64L196 63V61ZM199 60V59H198ZM197 60V62H199V64L197 63V65H200L201 63H200V61H198ZM120 61V60H119ZM143 61V60H142ZM141 61V62H142ZM145 61V60H144ZM146 61H147V59H146ZM145 61V62H146ZM161 61V60H160ZM163 61V60H162ZM166 61H168V60H166ZM175 61V60H174ZM185 61H187V59L185 60ZM124 62V61H123ZM138 62H140V61H138ZM149 62H150V60H149ZM152 62H154L155 63V61H151V63ZM177 62V61H176ZM182 62H184V61H182ZM223 62V61H222ZM7 63V62H6ZM6 63L4 62V58L2 57V58H0V67L1 66H3L4 64L6 65ZM117 63V62H116ZM133 63V62H132ZM153 63V64H154ZM158 63V62H157ZM160 63V62H159ZM166 63V62H165ZM171 64H172V62H170ZM174 63V62H173ZM192 63V62H191ZM202 63V64H203ZM224 63V62H223ZM222 63V64H223ZM135 64V63H134ZM141 64V63H140ZM148 64H150V63H148ZM148 64H146V65H148ZM171 64H169V61H168V63H167V65H168V68L169 67H171L172 65ZM183 64H185V63H183ZM187 64V63H186ZM185 64V65H186ZM188 64H190V61H188ZM187 64V65H188ZM122 65H123V63H122ZM143 65H145V64H143L142 63V65H140L141 67L143 66ZM154 65H156V64H154ZM167 65L165 66V67H163V69H161V71L159 72V74L161 75V80H162V82H164L165 81V85L163 84V85H161V82H160V79L157 77V76H160V75H157V73L154 75L156 78H158V81H159V83H157L159 86L161 85V86H165L166 88H167V84L172 80H170V78H172V77H169V75L172 73L173 74V72H175V70H177V66H180V63L178 64L177 63V65H176V67H175V70L172 72V70L174 69V68H172V70H171V68H169V70H167L168 68H167ZM175 64H173V66H174ZM125 66V65H124ZM139 66V63L137 64V67ZM139 66V67H140ZM150 66H152L151 68L154 70V71H156L155 70V68H153V65L151 64ZM160 66V65H159ZM161 66H163V65H161ZM172 66V67H173ZM191 67H192V65H190ZM202 66V65H201ZM204 66V65H203ZM202 66V67H203ZM204 66V67H205ZM222 66H224V64L222 65ZM136 67V68H137ZM140 67V68H141ZM155 67V66H154ZM186 67V66H185ZM184 66H183V68H185ZM193 67H194V65H193ZM200 67V66H199ZM205 67V68H206ZM117 68V67H116ZM120 68H123V67H121L120 66ZM134 68V67H133ZM150 68V67H149ZM165 68V69H164ZM182 68V69H183ZM188 68V67H187ZM195 68V67H194ZM193 68V69H194ZM201 68V67H200ZM205 68H204V70H205ZM144 69V68H143ZM143 69H141V70H143ZM146 69H147V67L145 68V71H146ZM151 69V70H152ZM157 69V68H156ZM159 69V68H158ZM158 69H157V71H158ZM181 69V68H180ZM180 69H178L179 71H181ZM191 69V68H190ZM190 69H188L187 71L185 70V72H187V74H190ZM197 69V68H196ZM203 69V68H202ZM124 69H122V71H123ZM144 71V72H145ZM148 71H149V69H148ZM147 71V72H148ZM178 71V73H180L181 74V72H179ZM194 71V70H193ZM200 71V69L198 70V72ZM151 72H153V71H151ZM150 72V73H151ZM184 72V71H183ZM185 72H184V75H185ZM192 72V71H191ZM196 72V71H195ZM201 72V71H200ZM207 72V73H208ZM123 73V72H122ZM129 73V72H128ZM146 73V72H145ZM197 73V72H196ZM202 73V72H201ZM147 74H149V73H147ZM153 74H154V72H153ZM179 74V75H180ZM195 74V73H194ZM194 74H193V76H194ZM234 74V73H233ZM157 75V76H156ZM174 75H176L175 73H174ZM178 75V76H179ZM183 75V74H182ZM196 75V74H195ZM199 75H200V73H199ZM230 75V74H229ZM231 75H232V73H231ZM230 75V76H231ZM144 76V75H143ZM154 76H153V79H154ZM171 76V75H170ZM173 76V75H172ZM187 78H188V76L187 75H185ZM184 76V77H185ZM201 76V75H200ZM203 76H205V73H204V75ZM207 76V75H206ZM207 76V77H208ZM233 76V75H232ZM149 77V76H148ZM152 77V76H151ZM208 77V78H209ZM236 77V76H235ZM241 78H242V76H240ZM150 78V77H149ZM186 78V79H187ZM190 78H191V76H190ZM197 78L198 79H202V77L200 78L199 76H198V74H197ZM196 78V79H197ZM204 78H206V77H204ZM203 78V79H204ZM207 78V79H208ZM229 78V77H228ZM237 78H238V75H237ZM241 78H240V80H241ZM152 79V78H151ZM174 80L176 79V78H173ZM179 79V78H178ZM185 79V80H186ZM195 79V78H194ZM193 79V80H194ZM195 79V80H196ZM197 79V80H198ZM202 79V80H203ZM213 79V78H212ZM212 79H210V80H212ZM164 80V81H163ZM170 80V81H169ZM184 80V81H185ZM205 80V79H204ZM237 80V79H236ZM173 81V80H172ZM200 81V80H199ZM199 81L197 82V83H199ZM213 81V80H212ZM212 81H210V82H212ZM244 81V80H243ZM145 82V81H144ZM153 82V81H152ZM157 82V80L155 81V83ZM174 82H176V81H174ZM192 83H193V81H191ZM202 82V81H201ZM206 82H208L207 84H205ZM138 83H139V81H138ZM182 83H183V81H182ZM192 83H191V85H192ZM195 83H196V81H195ZM242 83V82H241ZM153 84V83H152ZM174 84H175V86H174ZM181 84V83H180ZM180 84H178V86H180ZM184 84V83H183ZM188 84H190V83H187V86H188ZM235 84V83H234ZM240 84V83H239ZM244 84V83H243ZM130 85V84H129ZM140 85V84H139ZM158 85H157V87L156 88H158ZM177 84L176 83H173V86L174 87H177L176 86ZM195 85V84H194ZM211 84L209 83V81L207 80V81H203L202 82V84L200 85V87L198 86V84H197V86H194V88L195 87H199L200 89H203V91H204V89H206V92L204 91V92H202V90L200 91L199 89H194L193 90V96H195V92L196 93H199V92H197V91H200L201 93H203V94H206V93H208L207 91V89H209L211 86H210ZM153 86H154V84H153ZM153 86L151 87V88H153ZM169 87H168V90H167V92H168V94L173 90V86H171L170 84L168 85ZM170 86H171V91H169L170 90ZM187 86H185L184 85V87H187ZM210 86V87H209ZM243 86V85H242ZM181 87H183V86H181ZM209 87V88H208ZM160 88V87H159ZM163 87H161V89H162ZM166 88H164L165 90H166ZM244 88V87H243ZM161 89H157V90H159V91H161ZM164 89L162 90V92H160V94L162 93V95H164V96H166L167 98H168V96L169 95H171L172 96V94L170 93L169 95L167 94V95H165V93L164 92H166V91H164ZM179 89H183V88H179ZM188 89V88H187ZM190 89H192L191 87H190ZM211 89H212V87H211ZM211 89H209V91L211 90ZM153 90V89H152ZM155 90V89H154ZM155 91V92H158V91ZM240 90V89H239ZM241 90H243V89H241ZM164 91V92H163ZM174 92H177V88H176V90H175V88H174V90H173ZM172 91V92H173ZM179 91V90H178ZM181 91H183V90H181ZM185 91H186V88H185ZM188 92H190V90H187ZM195 91V92H194ZM213 90H211V92H212ZM154 92V91H153ZM152 92V94H154ZM166 92V93H167ZM180 92V91H179ZM179 92H178V94L177 93H174V96H176V94L178 95V96H176L175 98L176 99H178V100H176L179 104L180 103H184V101H185V99H186V101H187V98H185V97H190V98H188V101H191V99L193 98H191V96H188L187 95V93H185V92H183V93H185L187 96H185L184 98H183V96H182V100H181V97H180V100H181V102L179 101ZM181 93V92H180ZM201 93H199V95H201ZM149 94V93H148ZM156 94V93H155ZM154 94V95H155ZM157 94H159V93H157ZM156 94V95H157ZM188 94H190V93H188ZM212 94V93H211ZM210 93L209 94H206V95H211ZM218 94H216V95H218ZM191 95V94H190ZM199 95H197L196 94V97H198L199 98ZM213 95V94H212ZM242 95V94H241ZM142 96H144V95H142ZM149 96V95H148ZM150 96H152V95H150ZM170 96V98L169 99H172V97ZM202 96V95H201ZM204 96V95H203ZM240 96V95H239ZM145 97V96H144ZM154 97V96H153ZM160 96H158V98H159ZM163 96H161V98H162ZM165 97V98H166ZM195 97V98H196ZM205 98L206 97H208V96H204ZM148 98V97H147ZM150 99H151V97H149ZM149 98H148V102H149ZM164 98V97H163ZM163 98H162V100H163ZM218 98V97H217ZM146 99V98H145ZM155 99L157 100V96H156V98H154V100H153V98H152V100L154 101V103H156L155 102ZM194 99V98H193ZM201 99H202V97H201ZM201 99L199 98V100L201 101ZM204 99V98H203ZM207 99V98H206ZM208 99H209V97H208ZM159 101H161L160 99H158ZM157 100V101H158ZM215 100H217V99H215ZM214 100V101H215ZM223 100H222V102H223ZM7 101H9V100H7ZM157 102V106H156V108L155 109H157V108H163L164 109V107H163V105L161 104V103H163V102ZM165 101H167L166 99L164 100V102ZM171 101H175V99H173V100H169L168 102H170L169 103V107H168V104H164V106H165V109L166 110H168V108H170L171 110H173L174 108H172V106L171 105H174V103H171ZM185 101V102H186ZM200 101H197L196 102V100L194 101V102H196V104L197 103H199ZM203 101V100H202ZM206 101H208V100H206ZM205 101V102H206ZM210 101V100H209ZM212 101V100H211ZM214 101H212V104H213V102ZM218 101V100H217ZM151 102V101H150ZM149 102V103H150ZM204 102V101H203ZM204 102V103H205ZM3 103V102H2ZM8 103V102H7ZM152 103V102H151ZM187 103V102H186ZM190 103H192V101L190 102ZM202 102H200V104H201ZM204 103H202L204 106H205V104ZM218 103V102H217ZM221 103V100H220V102L218 103V104H220ZM244 103V102H243ZM250 103V102H249ZM158 104H160V106L158 105ZM195 103H193V104H191V105H194ZM201 104V105H202ZM210 104V103H209ZM215 104V103H214ZM223 104V103H222ZM221 104V105H222ZM225 104V103H224ZM223 104V105H224ZM252 104H254V103H252ZM152 104H150L149 106H151ZM166 105H167V107H166ZM185 105H190V104H185ZM216 105V104H215ZM226 105V104H225ZM226 105V106H227ZM152 106H154V105H152ZM152 106H151V108H152ZM159 106V107H158ZM181 106H182V104H181ZM180 106V107H181ZM184 106V105H183ZM197 106V105H196ZM196 106H194L195 107V109H196ZM203 106V107H204ZM208 106V105H207ZM248 106V105H247ZM252 106V105H251ZM258 106V105H257ZM261 106V105H260ZM13 107V106H12ZM179 107V108H180ZM187 107V106H186ZM191 107V106H190ZM193 107V106H192ZM193 107V108H194ZM198 107V106H197ZM215 107V106H214ZM217 107L219 108V106L217 105ZM223 107V106H222ZM228 107V106H227ZM7 108H9V107H7ZM150 108V107H149ZM150 108V109H151ZM154 108V107H153ZM184 108V107H183ZM183 108H182V110H183ZM199 108V107H198ZM200 108L202 109V107L200 106ZM199 108V109H200ZM208 108H210V107H208ZM207 108V109H208ZM221 108V107H220ZM224 108H226V107H224ZM248 108H250V107H248ZM149 109V110H150ZM185 109V108H184ZM215 109V108H214ZM214 109H212V110H214ZM217 109V108H216ZM247 109V108H246ZM259 109V108H258ZM9 110V109H8ZM160 110V109H159ZM170 110V114L172 113V111ZM261 110V109H260ZM16 111V110H15ZM152 111H154V112H156V110H154V109H152ZM161 111V110H160ZM160 111L158 112V110H157V115H156V117L158 116V114H159V116L162 114V112H161V114H160ZM186 111H187V109H186ZM188 111H190V110H188ZM192 111V110H191ZM195 111V110H194ZM207 111V110H206ZM215 111V110H214ZM221 111V110H220ZM227 111H229V110H227ZM7 112V111H6ZM124 112V111H123ZM154 112H152V114L154 113ZM166 112V111H165ZM183 112V111H182ZM195 112H197V110L195 111ZM200 112H201V110H200ZM249 112H250V110H249ZM2 113H3V111H2ZM18 113V112H17ZM150 113H151V110H150ZM167 113V112H166ZM176 112H174V114H175ZM192 113V112H191ZM209 113V112H208ZM211 113V112H210ZM213 113V112H212ZM215 113V112H214ZM225 113V112H224ZM120 114V113H119ZM168 114V113H167ZM173 114V113H172ZM172 114L170 115L171 117H173L172 116ZM173 114V115H174ZM185 114V113H184ZM218 114H219V111H218ZM252 114V113H251ZM260 114V113H259ZM263 114V113H262ZM262 114H260V115H262ZM9 115V114H8ZM123 114H121V116H122ZM154 115H155V113L153 114V117H154ZM177 115L178 114H176V116L175 117H177ZM194 115V114H193ZM214 115V114H213ZM258 115V114H257ZM19 116H20V114H19ZM18 116V117H19ZM152 116V115H151ZM162 116V115H161ZM164 116H168V118H164V122H168V121H170L169 120V115H166L165 113H164V115L162 116V117H160V118H163ZM192 116V115H191ZM201 116V115H200ZM231 116H232V114H231ZM230 116V117H231ZM150 117V116H149ZM174 117V118H175ZM197 117V116H196ZM217 117H219V116H217ZM222 117V116H221ZM237 117V116H236ZM258 117V116H257ZM256 117V118H257ZM23 118V117H22ZM206 118V117H205ZM205 118H203V119H205ZM224 118V117H223ZM254 118H255V116H254ZM6 119V118H5ZM122 119V118H121ZM127 118H125V120H126ZM150 119V118H149ZM152 119V118H151ZM153 119H155V117L153 118ZM152 119V120H153ZM157 119H158V117H157ZM173 119V118H172ZM187 119V118H186ZM232 119V118H231ZM235 119V118H234ZM257 119H259V118H257ZM117 120V119H116ZM156 120V119H155ZM154 120V121H155ZM166 120V121H165ZM168 120V121H167ZM216 120H218V119H216ZM227 120V119H226ZM11 121V120H10ZM119 121V120H118ZM117 121V122H118ZM122 121V120H121ZM128 121V120H127ZM162 122L160 119L157 121V122ZM171 121H173V120H171ZM171 121H170V123H169V126H167L166 125V127H168V129H169V127H170V130L169 131H171V128L173 129V127H174V125H173V123H171ZM209 121H211V119L209 120ZM219 121V120H218ZM232 121V120H231ZM238 121V120H237ZM237 121H236V123H237ZM113 122V121H112ZM156 122V121H155ZM164 122L162 123L163 125H165L164 124ZM173 122H177L176 121V118H175V121H173ZM221 122V121H220ZM182 123V122H181ZM210 123V122H209ZM213 123V122H212ZM10 124V123H9ZM119 124V123H118ZM156 124V123H155ZM170 124H172L173 125V127H171L170 126ZM175 124V123H174ZM177 124V123H176ZM179 124V123H178ZM185 124V123H184ZM231 124H233V123H231ZM240 124V123H239ZM126 125V124H125ZM209 125V124H208ZM245 125V124H244ZM180 126V125H179ZM178 126V127H179ZM184 126V125H183ZM223 126V125H222ZM226 126H228V125H226ZM240 126V125H239ZM166 127H163V128H165L166 129ZM177 127V128H178ZM210 127V126H209ZM221 127V126H220ZM8 128V127H7ZM123 128V127H122ZM121 128V129H122ZM183 128V127H182ZM218 128V127H217ZM251 128V127H250ZM1 129V128H0ZM126 129V128H125ZM165 129H163V130H165ZM176 129V128H175ZM210 129V128H209ZM214 129H215V127H214ZM241 129V128H240ZM2 130V129H1ZM4 130H5V128H4ZM15 130L16 129H14V131H13V133L15 132ZM177 131H179L178 129H176ZM176 130H175V133H173L172 131V133L173 134H177L176 133ZM213 130V129H212ZM220 130V129H219ZM226 131H227V129H225ZM229 130V129H228ZM235 130V129H234ZM242 130V129H241ZM249 130V129H248ZM123 131V130H122ZM122 131H120L121 133H122ZM168 131V132H169ZM181 131V130H180ZM210 131V130H209ZM239 131V130H238ZM247 131V130H246ZM3 132V131H2ZM6 132V131H5ZM4 132V133H5ZM16 132H18L17 130H16ZM165 132H166V130H165ZM211 132H214V131H211ZM228 132V131H227ZM230 132H232V131H230ZM229 132V133H230ZM1 133V132H0ZM13 133H9V134H12L11 136L9 135V138H10V140H11V138L13 137V139H12V141H10V142H8V141H6V142H8L7 143V146H6V148H5V150H3L2 151V149H4V148H2L1 149V151H0V253H2L3 254V257L5 256L6 257V259L5 258H3V263L2 264H8L9 263V261L11 262H14L15 264H57L58 263V260H59V258H58V260H56L57 258H54V257H56L57 256V254H54V253H52L51 252V250L49 251V249L50 248H48V246H47V248H48V252H45V251H42V250H40V249H38L37 247H36V244L37 243H39V241H40V239L42 238V235L41 236H39L40 235V231L38 232L39 233V237H40V239H39V241H36L37 243H35V247L37 248V250L35 249L34 251H32V252H30V253H24L23 252V250H22V252L21 251H19L21 248L20 247H23L24 246V244H25V242L28 240H26V238H25V236L26 235H24V233H23V230H22V228H23V226L25 225L26 227H28V228H30V230L31 229H34V228H36V227H34L35 226V224L37 223L36 222V219H38V218H35V215L33 214V210H32V212H28V211H25V209L23 208V205L26 203V199H28V200H30V201H32V198L33 197H31L32 195H31V192H33L34 193V191L39 187H36L35 185H34V187H36V189H34L33 188V191H31V185L33 184H31V181H30V185H29V182L26 180V177H35L36 179H34L33 181H34V183H35V181H37L38 182V184L40 185V192H41V189L42 188H47V190L50 192V193H56L57 195H58V199L59 198H61L62 196H66V195H64L67 191H68V189L70 188V184H71V181L73 180L72 179V177H75L74 176V174H70L69 175V171H67L68 169H69V167L70 168H73L74 170H72V171H74L75 172V167H77V169L80 171V172H78V171H76V173L78 172V174H77V177H76V179H79V178H83L84 176H86V169L87 168H89V166L94 162V159L96 160L95 161V163L96 162H98V160H100V157H99V155H96V153L95 154H89V155H87V156H77V158L75 157H73L72 156V158H68V157H70L68 154H67V156L66 157H62V156H60L61 155V153H59V155L58 154H56V153H54L55 151H52V149H50V145L49 146H47V142H46V145H44V143H43V145L41 144V146H40V150L39 151H37L36 150V152H38V153H30V152H28L27 150H25V149H23V145H24V141L22 142V140H24V139H21L20 138V135H18L17 133H16V135L14 134V136H13ZM124 133V132H123ZM180 133V132H179ZM207 133H208V130H207ZM222 133V132H221ZM242 133V132H241ZM240 133V134H241ZM244 133V132H243ZM242 133V134H243ZM251 133V132H250ZM253 133V134H254ZM168 134V133H167ZM169 134H170V132H169ZM172 134V135H173ZM204 134H206V132L204 133ZM215 134V133H214ZM223 135L225 134V133H222ZM227 134V133H226ZM233 134V133H232ZM247 134V133H246ZM253 134H252V136H253ZM2 135H3V138H4V134L2 133ZM5 135H6V133H5ZM7 135H8V133H7ZM6 135V136H7ZM161 135H163V133L161 134ZM178 135V134H177ZM212 135H213V133H212ZM238 135V134H237ZM236 135V136H237ZM5 136V137H6ZM207 136V135H206ZM214 136V135H213ZM212 136V137H213ZM217 136V135H216ZM218 136H220L219 135V133H218ZM240 136V135H239ZM245 137H246V135H244ZM0 137H1V135H0ZM22 137V136H21ZM231 137V136H230ZM229 137V138H230ZM243 137V136H242ZM245 137H243V138H245ZM2 138V139H3ZM7 138H8V136H7ZM8 138V139H9ZM201 138H203V137H201ZM204 138H205V136H204ZM216 138H218V137H216ZM235 138V137H234ZM46 139V138H45ZM182 139V141L183 142H185L184 140H183V138H181ZM237 139H240L239 137L237 138ZM249 139V138H248ZM4 140V139H3ZM6 140V139H5ZM5 140H4V142H5ZM26 140V139H25ZM48 140V139H47ZM207 139H205V141H206ZM214 139H211L210 141H213ZM217 140V139H216ZM228 140V139H227ZM232 140V139H231ZM246 140V139H245ZM244 140V141H245ZM34 141V140H33ZM32 141V142H33ZM37 141V140H36ZM187 141V140H186ZM218 141V140H217ZM229 141V140H228ZM241 141V140H240ZM3 142V143H4ZM5 142V143H6ZM27 142V141H26ZM29 142V141H28ZM35 142V141H34ZM34 142H33V149H34ZM50 142V141H49ZM207 142V141H206ZM205 142V143H206ZM220 142V141H219ZM225 142V141H224ZM233 142H234V145H238V144H240L239 143V140H235L234 141V139H233ZM233 142H231L232 144H233ZM247 142H248V140H247ZM256 142V141H255ZM1 143V142H0ZM36 143V142H35ZM189 143V142H188ZM191 143V142H190ZM201 143V142H200ZM208 143V142H207ZM206 143V144H207ZM216 143V142H215ZM215 143H214V145H215ZM226 143H228V142H226ZM241 143H242V141H241ZM245 143H246V141H245ZM249 143V142H248ZM260 143V142H259ZM27 144V143H26ZM37 144V143H36ZM36 144H35V148H36ZM39 144V143H38ZM185 144V143H184ZM210 144V143H209ZM229 144H230V142H229ZM255 144V143H254ZM31 145V144H30ZM186 145V144H185ZM218 145H219V143H218ZM245 145V144H244ZM247 145V144H246ZM250 145V144H249ZM1 146V145H0ZM25 146V145H24ZM39 146V145H38ZM188 146V145H187ZM187 146H186V149H187ZM195 146V145H194ZM198 146V145H197ZM209 146V145H208ZM229 146H231V145H229ZM233 146V145H232ZM231 146V147H232ZM239 146V145H238ZM252 146V145H251ZM28 147H29V144H28ZM93 147V146H92ZM193 147V146H192ZM192 147H190V148H192ZM213 146H211V148H212ZM244 147V146H243ZM253 147H254V145H253ZM30 148V147H29ZM32 148V147H31ZM38 148V147H37ZM220 148H222V147H220ZM224 148V147H223ZM228 148H230V147H228ZM228 148H226V149H228ZM236 148H238V147H236ZM247 148V147H246ZM185 149V148H184ZM193 149V148H192ZM195 149V148H194ZM194 149H193V153H195L194 152ZM215 149H216V147H215ZM218 149H219V147H218ZM241 149V148H240ZM249 149V148H248ZM248 149H246L248 152H249V150ZM188 150V149H187ZM191 150V149H190ZM200 150V149H199ZM203 150V149H202ZM258 150V149H257ZM34 152H35V150H33ZM181 151H183V150H181ZM212 151V150H211ZM222 151V150H221ZM236 151H237V149H236ZM235 151V153H237ZM242 151V150H241ZM180 152V151H179ZM204 152V151H203ZM219 152H220V149H219ZM218 152V153H219ZM231 152V151H230ZM242 152H244V151H242ZM253 152L255 153V149L253 150ZM253 152H250V154H251V156H249V157H247V156H244L243 158L241 157V159L239 160V161H237V163L235 164V166L232 168V163H231V161H234V159H235V157L237 158V156H235L234 157V159L233 160H231V158L228 160L227 159V157L228 156H226V158L225 159H227V161H230L228 164H230L229 165V169L228 170H225V172H224V170L222 171V169H218V168H216V169H213V170H210V172H207V169L205 168V167H203V168H205V169H198L197 168V170H196V172L198 171L200 174L202 173V174H206L207 175V173H208V175L209 174H211V176H213V177H215V178H218V179H222V178H224L226 175H225V173H228L227 175L230 177V178H232L233 179V177H238L240 174H242L243 173V169H244V167L245 166H247V165H249V164H251L252 165V163H253V170H254V172L255 171H257L259 174H254V175H257L258 177H260L259 175H261V173L263 174V178H264V159H263V162H262V164H257V163H255L254 164V162H252L253 160V158L255 159V157H254V153ZM102 153H104V152H102ZM109 153V152H108ZM181 153H183V152H181ZM187 153H192L191 151L190 152H187ZM241 153V152H240ZM247 153V152H246ZM252 153H253V158L251 159L250 157H252ZM63 154V153H62ZM72 154V153H71ZM198 154H200V152L198 153ZM208 154V153H207ZM210 154H213V153H211L210 152ZM227 154H229V152L227 151ZM226 154V155H227ZM231 154V153H230ZM237 154H239V151H238V153ZM249 153H248V155H250ZM190 155H193V154H190ZM217 155V154H216ZM219 155V154H218ZM221 155V154H220ZM247 155V154H246ZM258 155V154H257ZM263 155V154H262ZM98 156V157H97ZM101 156V155H100ZM103 156V155H102ZM114 156V155H113ZM136 156V155H135ZM177 156V157H176ZM175 157H174V162H175V159L176 158H178V156H181V155H176ZM188 156V155H187ZM195 156V155H194ZM200 156V155H199ZM209 156V155H208ZM211 156V155H210ZM213 156V155H212ZM240 156V155H239ZM238 156V157H239ZM242 156V155H241ZM121 157V156H120ZM192 157V156H191ZM217 157H219V156H217ZM230 157V156H229ZM97 158V159H96ZM105 158V157H104ZM137 158H139V157H137L136 156V162H137ZM149 158V157H148ZM212 158V157H211ZM214 158V157H213ZM222 157H220V159H221ZM232 158H233V156H232ZM126 159V158H125ZM132 159H133V157H132ZM149 159H151V158H149ZM148 159V160H149ZM169 160L171 159V158H168ZM179 159L181 160V158H178V161H179ZM182 159H183V156H182ZM185 159V158H184ZM183 159V160H184ZM192 159V158H191ZM193 159H194V157H193ZM193 159H192V161H193ZM225 159H222V160H225ZM242 159H245V160H242ZM261 159V158H260ZM102 160V159H101ZM100 160V161H101ZM110 160V159H109ZM112 160V159H111ZM113 160H115L114 158H113ZM139 160V159H138ZM153 160V159H152ZM168 160V161H169ZM177 160V159H176ZM196 160V159H195ZM198 160V159H197ZM221 160V161H222ZM257 160H258V158H257ZM124 161V160H123ZM134 161V162H135ZM145 161V160H144ZM143 161V162H144ZM164 161V160H163ZM184 161H186V160H184ZM183 161V162H184ZM210 161V160H209ZM213 161V160H212ZM217 161H219V160H217ZM262 161V160H261ZM110 161H108V163H109ZM133 162V161H132ZM141 162V161H140ZM177 162V161H176ZM176 162H175V164H176ZM190 163H191V161H189ZM197 162V161H196ZM256 162V161H255ZM99 163V162H98ZM97 163V164H98ZM107 163V164H108ZM117 163V162H116ZM115 163V164H116ZM131 163V162H130ZM154 163V162H153ZM156 163V162H155ZM158 163H160V162H158ZM179 163H180V161H179ZM182 163V162H181ZM201 163V162H200ZM137 164H139V163H137ZM146 164V163H145ZM148 164V163H147ZM185 164V163H184ZM197 164V163H196ZM216 164V163H215ZM220 164V163H219ZM219 164H218V166H219ZM224 164V163H223ZM36 165V166H35ZM99 165H101V164H99ZM112 165V164H111ZM114 165V164H113ZM135 165V164H134ZM154 164H151V166H153ZM156 165H157V163H156ZM156 165H155V168H156ZM162 165H163V167L165 168V170H164V168H163V171H166V167L169 165V164H167V163H162ZM211 165V164H210ZM37 167V168H35V169H37V171L36 170H34V168L33 167ZM96 166V165H95ZM136 166V165H135ZM161 166V165H160ZM166 166V167H165ZM170 166H171V164H170ZM198 166H199V164H198ZM201 166V165H200ZM202 166H203V163H202ZM212 166V165H211ZM217 166V165H216ZM13 167H16L17 168V170H21L23 173H24V175H23V173L21 174V175H19L20 173H21V171H19V173L17 174L16 172H15V169L13 168ZM94 167V166H93ZM111 167V166H110ZM114 167V166H113ZM159 167V166H158ZM173 167V166H172ZM172 167H170V168H172ZM184 167V166H183ZM187 167H190V166H187ZM194 167V166H193ZM193 167L191 166L190 168H192L193 169ZM223 167V166H222ZM221 166H220V168H222ZM249 167V166H248ZM19 168V169H18ZM80 168V169H79ZM103 168V167H102ZM112 168V167H111ZM137 168V167H136ZM148 168V167H147ZM152 168H154V167H152ZM151 168V169H152ZM190 168H187V169H190ZM200 168V167H199ZM245 168H247V167H245ZM14 169V170H13ZM76 169V170H77ZM92 169V168H91ZM96 169V168H95ZM94 169V170H95ZM135 169V168H134ZM149 169V168H148ZM162 169V168H161ZM169 169V168H168ZM186 169V170H187ZM192 169H190V170H192ZM196 169V168H195ZM194 169V170H195ZM225 169V168H224ZM248 169V168H247ZM251 169V170H252ZM16 170V171H17ZM86 170V171H85ZM89 170H90V168H89ZM99 170V169H98ZM98 170H96V171H98ZM72 171H70L71 173H72ZM84 171H85V173H84ZM108 171V170H107ZM111 171V170H110ZM184 171V170H183ZM188 171V170H187ZM187 171L185 172L186 174H187ZM227 171V172H226ZM245 171V170H244ZM18 172V171H17ZM73 172V173H74ZM130 172V171H129ZM176 173H177V171H175ZM175 172H174V175H176L175 174ZM188 172H191V171H188ZM194 172V171H193ZM246 172V171H245ZM252 172V171H251ZM75 173V174H76ZM94 173V172H93ZM111 173V172H110ZM151 173H152V171H151ZM164 173V172H163ZM85 174V175H84ZM91 174V173H90ZM97 174V173H96ZM101 174V173H100ZM156 174V173H155ZM162 174V173H161ZM170 174H172V173H170ZM186 174H185V176H186ZM41 175V176H40ZM111 175H112V173H111ZM168 175V174H167ZM196 175L198 176V174L196 173ZM26 176V177H25ZM92 176V175H91ZM104 176V175H103ZM171 176V175H170ZM180 176V175H179ZM184 176V175H183ZM201 176H203V175H201ZM211 176L209 177L210 179H211ZM231 176H233V177H231ZM241 176V175H240ZM249 176V175H248ZM102 177V176H101ZM106 177V176H105ZM193 177H194V175H193ZM200 177V176H199ZM198 177V178H199ZM243 177V176H242ZM241 177V178H242ZM8 178H11V180H7ZM85 178V177H84ZM87 178H89V177H87ZM96 178V177H95ZM134 178V177H133ZM171 178V177H170ZM184 178H186V177H184ZM187 178H190V177H187ZM195 178V177H194ZM198 178H197V181H198ZM205 178V177H204ZM203 178V179H204ZM254 178H257V177H254ZM261 178V177H260ZM80 179V180H81ZM101 179V178H100ZM110 179V178H109ZM172 179H174V177L172 178ZM191 179H193V178H191ZM202 179V178H201ZM80 180H78L79 182H80ZM85 180H87V179H85ZM106 180V179H105ZM112 180V179H111ZM135 180V179H134ZM137 180V179H136ZM177 180V179H176ZM194 180V179H193ZM209 180V179H208ZM213 180V179H212ZM225 180V179H224ZM236 180H237V178H235L234 179V181L236 182ZM244 180V179H243ZM255 180H257V179H255ZM264 180V179H263ZM32 181V182H33ZM74 181V183H75V180H73ZM77 181V180H76ZM89 181V180H88ZM200 181V180H199ZM204 181V180H203ZM206 181V180H205ZM219 181V180H218ZM227 181V180H226ZM238 181V180H237ZM248 181H249V179H248ZM258 181H260V182H262L261 181V179H258ZM85 182V181H84ZM91 182V181H90ZM89 182V183H90ZM102 182V181H101ZM195 182V181H194ZM212 182V181H211ZM214 182V181H213ZM231 182H233V180L231 181ZM230 182V183H231ZM251 182V181H250ZM256 182V181H255ZM88 183V184H89ZM97 183V182H96ZM169 183V182H168ZM171 183H172V181H171ZM193 183V182H192ZM241 183V182H240ZM247 183V182H246ZM252 183V182H251ZM259 183V182H258ZM36 184V183H35ZM83 184V183H82ZM82 184H77V186H81V188H82V190H83V186H82ZM108 184V183H107ZM194 184V183H193ZM250 184V183H249ZM253 184V183H252ZM251 184V185H252ZM261 184V183H260ZM76 185V184H75ZM83 185H85V184H83ZM202 185H203V183H202ZM209 185H210V183H209ZM239 185V184H238ZM248 185V184H247ZM246 185V186H247ZM255 185V184H254ZM256 185H257V183H256ZM72 186V185H71ZM76 186V187H77ZM87 186H89V185H87ZM86 186V187H87ZM95 186V185H94ZM99 186V185H98ZM102 186V185H101ZM181 186V185H180ZM208 186V185H207ZM232 186V185H231ZM237 186L236 185V183L233 185V189L235 188V187ZM78 187V188H79ZM85 186H84V188H85V190H87V188H89V187H87L86 188ZM90 187H91V185H90ZM104 187V186H103ZM212 187V186H211ZM228 187H230V186H228ZM239 187H241V186H239ZM249 187V186H248ZM257 187H258V185H257ZM72 188V187H71ZM101 188V187H100ZM196 188V187H195ZM217 189H218V187H216ZM222 188V187H221ZM261 188H262V186H261ZM76 189V188H75ZM74 188H73V190H75ZM229 189H231V187L229 188ZM229 189H228V194L230 195V199L232 200L233 199V203L231 202L229 205L227 204V210H228V212H229V214H228V216H230L229 218L231 219V221H229L228 223H232L230 226L229 225H227V224H225V225H227V227L229 226V228L230 229H227V227H225V225H224V227H225V229H227L226 231V233H222V235L224 236H227V238L229 237L230 239H231V242H232V244L234 243L235 244V242H237L236 244H237V246L239 247V249H237L238 250V253L236 252V254H238L239 256V259L236 257H233V255H232V258H235V259H238L239 260V263L238 264H264V209H263V207H261L260 209H262L263 210V212L261 211V210H259L257 207H258V204H259V206H262L259 202H253V201H257L258 199H257V197H256V195H255V199L256 200H254V199H252V192H251V197L249 196V198H251L253 201H247V203H258V204H256V209H254V208H252V204H250V205H248L245 201L246 200H243V197L246 195V193H245V195H241L240 194V192H238V190H232V192H230L229 193ZM239 189V188H238ZM242 189H245V184H244V186H243V188ZM263 189V188H262ZM44 190V189H43ZM76 190H78V191H76ZM75 191H76V193L77 192H80V190L79 189H76ZM173 190V189H172ZM198 190V189H197ZM230 190V191H231ZM248 190H252V189H248L247 188V191ZM256 190H258V189H256ZM260 190V189H259ZM72 191V190H71ZM87 191H89V189L87 190ZM83 192L82 191V193L80 192L79 194H86V193H89V192ZM176 191V190H175ZM243 191V190H242ZM47 192V191H46ZM45 192V193H46ZM92 192V191H91ZM192 192V191H191ZM203 192V191H202ZM222 192H223V190H222ZM227 192V191H226ZM225 192V193H226ZM264 193V190L262 191L261 190V193ZM32 193V194H33ZM50 193H48L47 194V196H51V195H49ZM93 193H95V191L93 192ZM92 193V194H93ZM215 193V192H214ZM242 193V192H241ZM249 193V192H248ZM247 193V194H248ZM43 194H44V192H43ZM69 194V193H68ZM67 194V196H68V200L72 197V195H71V197L69 198V195ZM71 194V193H70ZM78 194V193H77ZM165 194V193H164ZM37 195H39L38 193H37ZM40 195H42L41 193H40ZM75 195V194H74ZM73 195V196H74ZM86 195H88V194H86ZM95 195V194H94ZM94 195H92V196H94ZM208 195V194H207ZM206 195V196H207ZM221 196H222V194H220ZM223 195H224V193H223ZM228 195V196H229ZM231 195H232V197H231ZM33 196H36V195H33ZM43 196V195H42ZM67 196H66V198H67ZM82 197L83 195H79V197ZM195 196V195H194ZM220 196V197H221ZM248 196L245 198L244 197V199H247L248 198ZM37 197V196H36ZM45 197V196H44ZM53 197V196H52ZM78 197V196H77ZM76 197V198H77ZM78 197V198H79ZM85 197V196H84ZM88 197V196H87ZM154 197V196H153ZM167 197V196H166ZM184 197V196H183ZM223 198H224V196H222ZM259 197V196H258ZM261 197H263V196H261ZM54 198V197H53ZM64 198V197H63ZM65 198V199H66ZM75 198V199H76ZM91 198V197H90ZM93 198V197H92ZM162 198V197H161ZM204 198H206V197H204ZM213 198V197H212ZM227 198H229V197H227L226 196V199ZM249 198H248V200H249ZM254 198V197H253ZM15 199H16V201H17V199H18V201L17 202H15ZM36 199L37 198H35L34 197V201H36ZM43 199V198H42ZM71 199H73V198H71ZM81 199V198H80ZM97 199V198H96ZM156 199V198H155ZM165 199V198H164ZM221 199V198H220ZM225 199V200H226ZM230 199H227L226 200V202L229 200L230 201ZM261 199V198H260ZM38 200V199H37ZM41 200V199H40ZM40 200H39V202H40ZM46 200V199H45ZM60 200V199H59ZM62 200V199H61ZM82 200V199H81ZM80 200V201H81ZM163 200V199H162ZM184 200V199H183ZM190 200H191V198H190ZM207 200V199H206ZM222 200H224V199H222ZM242 200V201H241ZM263 200V199H262ZM42 202H43V200H41ZM52 201H53V199H52ZM71 201L72 200H70V202L69 203H71ZM77 201V200H76ZM82 201H84V200H82ZM152 201V200H151ZM156 201V200H155ZM170 201V200H169ZM187 201V200H186ZM220 201V200H219ZM218 201V202H219ZM264 201V200H263ZM41 202V203H42ZM45 202V201H44ZM51 202V201H50ZM53 202H55V201H53ZM53 202H52V204H53ZM73 202V204H74V200L72 201ZM78 202V201H77ZM94 202H96V201H94ZM153 202V201H152ZM192 202V201H191ZM225 202V201H224ZM224 202H221V204L223 205V203ZM30 203V202H29ZM47 203V202H46ZM76 203V202H75ZM177 203V202H176ZM201 203V202H200ZM264 203V202H263ZM27 204H28V202H27ZM26 204V205H27ZM48 204V203H47ZM63 204V203H62ZM62 204H59L60 205V207H61V205ZM65 205L66 204H68L67 203V201L64 203ZM72 204V205H73ZM78 204H79V202L76 204L77 205V208H78ZM100 204V203H99ZM98 204V205H99ZM154 204V203H153ZM184 204V203H183ZM198 204V203H197ZM203 204V203H202ZM26 205H25V208H27L26 207ZM29 205V204H28ZM27 205V206H28ZM41 205V207H42V204H40ZM46 205V204H45ZM58 205V206H59ZM71 205V206H72ZM75 205V204H74ZM80 205H81V203L79 204V208H80ZM83 205V204H82ZM188 205V204H187ZM200 205V204H199ZM218 205H220L219 203H218ZM254 205V204H253ZM39 205H37V207H38ZM55 206V205H54ZM53 206V207H54ZM57 206V207H58ZM174 206V205H173ZM183 206V205H182ZM201 206V205H200ZM29 207H32V206H30L29 205ZM29 207L27 208L28 210H29ZM34 207H36V206H34ZM37 207L35 208V209H37ZM40 207V208H41ZM43 207H44V203H43ZM53 207H51V210H53L52 208ZM56 207V206H55ZM69 207H70V205H69ZM83 207H85V206H83ZM98 207V206H97ZM185 207H186V205H185ZM188 207V206H187ZM220 207H221V205H220ZM224 207V206H223ZM222 207V208H223ZM226 207V206H225ZM225 207H224V209H225ZM253 207H255V206H253ZM33 208V207H32ZM63 208V207H62ZM72 208H73V206H72ZM76 208V207H75ZM76 208V209H77ZM86 208V207H85ZM88 208V207H87ZM158 208V207H157ZM195 207L193 206V208H192V210L194 209ZM218 208V207H217ZM26 209V210H27ZM34 209V208H33ZM39 209V208H38ZM45 209H49L50 210V208H46L45 207ZM60 209V208H59ZM68 209V208H67ZM66 209V210H67ZM76 209H72V210H76ZM84 209V208H83ZM100 209V208H99ZM187 209V208H186ZM200 209V208H199ZM203 209V208H202ZM31 210V209H30ZM43 211H46V210H44V208L42 209ZM50 210V211H51ZM61 211H62V209H60ZM59 210V211H60ZM66 210H65V212H66ZM71 210V211H72ZM79 210V209H78ZM77 210V211H78ZM81 210V209H80ZM106 210V209H105ZM104 210V211H105ZM188 210H190V208H188ZM188 210H186L187 212H188ZM201 210V209H200ZM222 210L223 209H221V212H222ZM36 211V210H35ZM69 211H70V209H69ZM68 211V212H69ZM77 211H74V212H72V213H75L76 215H77ZM84 211V210H83ZM186 211H184V212H186ZM195 211V210H194ZM199 211V210H198ZM224 211V210H223ZM68 212H67V214H68ZM85 213H86V211H84ZM87 212H88V209H87ZM90 212V211H89ZM88 212V213H89ZM202 212V211H201ZM227 212V211H226ZM227 212V213H228ZM43 213H46V212H43ZM53 212L51 211L50 212V216H53L54 214H52ZM57 213V212H56ZM70 214H72L71 212H69ZM79 213V212H78ZM81 213V212H80ZM85 213H81V215H85ZM93 213V212H92ZM91 213V214H92ZM188 213H193L192 211L191 212H188ZM195 213V212H194ZM193 213V214H194ZM224 212H222V214H223ZM47 214V213H46ZM58 215H59V213H57ZM64 214V213H63ZM66 214V215H67ZM99 214V213H98ZM184 214H187V213H184ZM190 214H188V215H190ZM198 214V213H197ZM196 214V215H197ZM56 215V214H55ZM72 215H74V214H72ZM80 215V217H82ZM87 215H89V214H87ZM93 215V217H94V214H92ZM195 214L193 215V217H195L196 216ZM216 215H217V213H216ZM223 215H227V214H223ZM39 216H41V215H39ZM46 216H49V215H46ZM64 216V215H63ZM181 216V215H180ZM182 216H183V218H184V215L182 214ZM204 216V215H203ZM37 217H38V215H37ZM58 217H60V215L58 216ZM62 217V216H61ZM74 216H72V218H73ZM76 217V216H75ZM75 217H74V219H75ZM79 217V216H78ZM91 217V216H90ZM92 217V218H93ZM115 217V216H114ZM134 217V216H133ZM188 217H190V216H188ZM188 217H186V218H188ZM193 217H192V220H193ZM197 217V216H196ZM195 217V218H196ZM202 217V216H201ZM223 217V216H222ZM225 217V216H224ZM40 219H41V217H39ZM85 218H87V216L85 217ZM88 218H89V216H88ZM182 217H179V220H183V219H181ZM198 218H200V217H198ZM203 218H205V217H203ZM209 218V217H208ZM228 218V217H227ZM228 218V219H229ZM42 219H43V215H42ZM53 219V218H52ZM66 219H68V218H66ZM66 219H64V222H65V220ZM71 219V218H70ZM70 219H68V221L71 223V221H72V219L70 220ZM98 219V218H97ZM132 219V218H131ZM188 219H190V218H188ZM188 219L186 220L185 219V221H188ZM224 218H222V220H223ZM228 219H227V221H228ZM46 220H47V218H46ZM56 220V219H55ZM58 220V219H57ZM57 220H56V223H57V225H60V226H57V225H54V227L52 228V229H55V230H57V229H60L61 227H62V225H63V222L61 223L59 220H58V222H57ZM76 220H78V218H76ZM75 220V221H76ZM81 220H83L82 218H81ZM90 220V219H89ZM92 221H89V222H91V224H92V222H93V220L94 219H91ZM201 220H204V219H201ZM205 220H206V218H205ZM38 221V220H37ZM44 220H42V222H43ZM48 221H50V218H49V220ZM47 221V222H48ZM61 221H63V219L61 220ZM66 222V224L67 223H69V222ZM74 221V220H73ZM74 221V222H75ZM87 221V220H86ZM97 220H95V222H96ZM139 221V220H138ZM194 221V220H193ZM193 221H191V219H190V222L192 223ZM17 223V225L18 226H7V225H5L6 223ZM41 222V221H40ZM74 222H72V223H74ZM79 222V221H78ZM81 222V221H80ZM84 223H85V219H84V221H83ZM132 222V221H131ZM180 222V221H179ZM182 222V221H181ZM198 221L195 219V223H197ZM202 222V221H201ZM206 222V221H205ZM217 222V221H216ZM221 222V221H220ZM220 222H217V223H219V224H217V225H219V227H220V225L223 227V224H220ZM50 223H51V221L49 222V225H50ZM55 223V222H54ZM77 223V222H76ZM128 223V222H127ZM139 223V222H138ZM145 222H143V224H144ZM184 223V222H183ZM182 223V224H183ZM186 223V222H185ZM190 223V224H191ZM194 223V226L195 225H197V224H195ZM203 223V222H202ZM207 223H209V221L207 222ZM43 226H45L46 224H48V223H45V222H43ZM87 224V223H86ZM90 224V225H91ZM152 224V223H151ZM190 224H188V226H187V231H191V230H193V228L191 229V230H188V228H191V226H190ZM204 224V223H203ZM211 224H213L214 225V223H210V225ZM216 224V223H215ZM13 225V224H12ZM77 225V224H76ZM83 225V224H82ZM81 225V226H82ZM93 225V224H92ZM129 225H130V223H129ZM137 225V224H136ZM162 225V224H161ZM171 225H172V222H171ZM185 225H187V224H185ZM184 225V226H185ZM192 225V224H191ZM207 225V224H206ZM212 225V226H213ZM217 225H215L214 227H216L217 228ZM41 225H39L38 227H40ZM56 226V227H55ZM64 226H65V224H64ZM86 225H84V227H85ZM130 226H132V225H130ZM141 226H143V225H141ZM147 226V225H146ZM205 226V225H204ZM46 227H48V225L46 226ZM58 227V228H57ZM68 227H69V225H68ZM78 227V226H77ZM76 227V228H77ZM80 227V226H79ZM87 227V226H86ZM85 227V228H86ZM89 227V226H88ZM117 227V226H116ZM140 227V226H139ZM148 227V226H147ZM193 227V226H192ZM196 227V226H195ZM194 227V228H195ZM57 228V229H56ZM83 228V227H82ZM81 228V229H82ZM136 228H137V226H136ZM152 228V227H151ZM174 228V227H173ZM177 228V227H176ZM205 228H206V226H205ZM204 228V229H205ZM207 228H211V227H209V224H208V226H207ZM37 229H39V228H37ZM42 229H44V230H46L45 229V227L44 228H42ZM42 229H40V230H42ZM49 228H47V230H48ZM51 229V228H50ZM64 229V228H63ZM62 229V230H63ZM71 229H72V227H71ZM70 229V230H71ZM150 229V228H149ZM148 229V230H149ZM157 229V228H156ZM215 229V228H214ZM222 229H224V228H221V230L220 231H224V230H222ZM46 230V231H47ZM69 230V229H68ZM67 230V231H68ZM76 230V229H75ZM83 230V229H82ZM132 230V229H131ZM137 230V229H136ZM171 230V229H170ZM200 230V229H199ZM217 230L218 229H216L214 232H217ZM28 231V230H27ZM32 231V230H31ZM34 231H35V229H34ZM60 231V230H59ZM65 231V230H64ZM74 231V230H73ZM77 231V230H76ZM79 231H80V229H79ZM142 231V230H141ZM187 231H185V232H187ZM212 231H213V229H212ZM211 231V232H212ZM220 231H218L219 233H220ZM29 232V231H28ZM33 232V231H32ZM43 232V231H42ZM45 232V231H44ZM69 232V231H68ZM71 232V231H70ZM70 232H69V234H70ZM144 232V231H143ZM149 232V231H148ZM152 232H154V231H152ZM200 232V231H199ZM205 231H202V234L204 233ZM225 232V231H224ZM30 233V232H29ZM28 233V234H29ZM37 233V231H35V234ZM48 233V232H47ZM51 233V232H50ZM54 233V232H53ZM120 233V232H119ZM134 233V232H133ZM132 233V234H133ZM138 233V232H137ZM187 233H190V232H187ZM205 233H207V232H205ZM26 234V233H25ZM27 234V235H28ZM33 234V233H32ZM61 234V233H60ZM59 234V236H60V239H61V235L63 234H61L60 235ZM71 234H72V232H71ZM71 234H70V236H71ZM83 234V233H82ZM148 234V233H147ZM192 234L194 235L195 234V232L193 233V231H192ZM192 234H191V236H192ZM196 234H197V232H196ZM201 234V233H200ZM215 234V233H214ZM216 234H218V233H216ZM37 235V234H36ZM45 235V234H44ZM52 234H49L48 236L50 237ZM55 235V234H54ZM74 234H72V236H73ZM76 235H80V233L79 234H77L76 233ZM87 235V234H86ZM140 235V234H139ZM151 235V234H150ZM184 235H185V233H184ZM198 235H199V233H198ZM204 235V234H203ZM203 235H199L200 237H202ZM206 235V234H205ZM37 236V237H38ZM46 236V235H45ZM64 236V235H63ZM82 235H80V237H81ZM148 236V235H147ZM197 236V235H196ZM198 236V237H199ZM207 236V235H206ZM214 236H216V241H217V243H220V241L223 243V241L222 240H220V238L222 239V237H221V234H220V238H218L217 239V236H219V235H214ZM38 237V238H39ZM55 237V236H54ZM53 237V238H54ZM58 237V236H57ZM65 237V236H64ZM69 237V236H68ZM75 237H78V236H75ZM83 237H85V235L83 236ZM87 237V236H86ZM85 237V238H86ZM91 237H93V236H91ZM135 237H137V236H135ZM149 237V236H148ZM179 237V236H178ZM192 237H195V236H192ZM198 237H197V240H195V242H197L198 243V241H199V239H198ZM31 238V237H30ZM34 238V237H33ZM36 238V237H35ZM73 238V237H72ZM85 238L84 239H81L80 241H85ZM142 238V237H141ZM177 238V237H176ZM175 238V239H176ZM203 239V242L200 240V242L203 244L204 243V238H205V243H206V237H202ZM208 238V237H207ZM213 238V237H212ZM227 238L225 239L226 241H227ZM44 239V238H43ZM46 239V238H45ZM47 239H48V237H47ZM59 239V238H58ZM59 239V240H60ZM68 239V238H67ZM89 239H91V241H92V239H94V238H89ZM159 239V238H158ZM210 239V238H209ZM35 240V239H34ZM38 240V239H37ZM48 240H50V238L48 239ZM52 240V239H51ZM54 240V239H53ZM53 240H52V242H53ZM107 240V239H106ZM147 240H148V238H147ZM173 240V239H172ZM188 240V239H187ZM191 240V239H190ZM192 240H194V239H192ZM214 240H215V237H214ZM220 240V241H219ZM224 240V239H223ZM224 240V241H225ZM29 241V240H28ZM27 241V242H28ZM58 240H56L55 242H57ZM62 241V240H61ZM61 241H58V243H60ZM67 241V240H66ZM65 241V239H64V242H66ZM72 242H73V240H71ZM70 241V242H71ZM78 241V240H77ZM86 241H87V239H86ZM89 241V240H88ZM138 241V240H137ZM143 241V240H142ZM176 241V240H175ZM184 241V240H183ZM210 240H208L207 241V243L205 244L204 243V245H207V247H210V246H208V245H211L212 244V242L211 241H213V240H211L210 242H209ZM228 241H229V239H228ZM34 242V241H33ZM41 242V241H40ZM45 242H47L46 240H45ZM45 242H43V243H45ZM51 242V244H52V246L50 245V242H49V245H50V247L51 248H54V245H58V246H56V247H59V244H54L53 245V243ZM63 242V243H64ZM69 242V243H70ZM94 242H96V241H94ZM104 242V241H103ZM148 242V241H147ZM155 242V241H154ZM186 242H188V243H190V241H186ZM194 242V243H195ZM199 242V243H200ZM230 242V243H231ZM31 243H32V241H31ZM62 243V242H61ZM68 242H66V245L67 244H69ZM82 243V242H81ZM83 243H85V242H83ZM89 243V242H88ZM87 243V244H88ZM91 243V242H90ZM102 243V242H101ZM118 243H120V242H118ZM146 243V242H145ZM156 243V242H155ZM177 243V242H176ZM184 243H185V241H184ZM194 243H192L193 245H194ZM208 243H210V244H208ZM216 243V242H215ZM215 243H213L214 244V246H216V244ZM229 243V244H230ZM239 243V244H238ZM27 244V243H26ZM25 244V245H26ZM29 244V243H28ZM27 244V245H28ZM34 244V243H33ZM40 244V243H39ZM42 244V243H41ZM48 244V243H47ZM74 243H72V244H70L71 246L73 245ZM86 244V243H85ZM140 244V243H139ZM144 244V243H143ZM191 244V246L193 247V245ZM196 244V243H195ZM202 244H200V247H201V245ZM212 244V245H213ZM231 244V246H233ZM62 244H60V246H61ZM89 245V244H88ZM97 245V244H96ZM96 245H94L93 247H95ZM107 245V244H106ZM144 245H147V244H144ZM185 245V244H184ZM183 245V246H184ZM197 245H199V244H197ZM203 245V246H204ZM30 246V245H29ZM34 246V245H33ZM38 246V245H37ZM39 246H41V245H39ZM46 246V245H45ZM76 246V245H75ZM75 246H73V247H75ZM82 246H87V245H82ZM135 246V245H134ZM149 246V245H148ZM167 246V245H166ZM186 246H188V244L187 245H185V247ZM191 246H188V247H190L191 248ZM213 246V247H214ZM222 246V245H221ZM224 246V245H223ZM230 246V247H231ZM236 246V247H237ZM24 247H26V250H27V248H31V247H27V246H24ZM56 247H55V250H56ZM63 247V246H62ZM62 247H60L61 249H62ZM65 248H66V246H64ZM77 247V246H76ZM91 247V246H90ZM89 247V248H90ZM92 247V248H93ZM128 247V246H127ZM131 247V246H130ZM142 247V246H141ZM146 247V246H145ZM154 247H155V245H154ZM153 247V248H154ZM178 247V246H177ZM198 247V246H197ZM205 247V246H204ZM204 247H201V251H199L198 253H199V255L201 254V252H202V248L204 249V251L206 250V248H204ZM213 247L211 246V248L210 249H212V252L211 253H214L213 252ZM217 248H218V246H216ZM235 247V248H236ZM20 248V249H19ZM70 248V247H69ZM72 248V247H71ZM89 248L88 249H86V250H88L89 251ZM106 248V247H105ZM184 248V247H183ZM187 248V247H186ZM196 248V247H195ZM216 248V251H215V249H214V251L215 252H217V250H219V249H217ZM229 248V247H228ZM232 248V247H231ZM230 248V249H231ZM234 248V247H233ZM232 248V249H233ZM235 248H234V251H235ZM19 249V250H18ZM23 249V248H22ZM43 249V248H42ZM67 249H68V246H67ZM66 249V250H67ZM100 249V248H99ZM110 249V248H109ZM125 249V248H124ZM196 249H198V248H196ZM231 249V250H232ZM44 250V249H43ZM54 250V249H53ZM65 249H64V251H66ZM73 250V249H72ZM75 250V249H74ZM79 250V249H78ZM85 250V249H84ZM85 250V251H86ZM91 250V249H90ZM95 250V249H94ZM98 250V249H97ZM107 250V249H106ZM106 250H101L102 252H104V251H106ZM114 250V249H113ZM117 250H119V248L117 249ZM122 250V249H121ZM130 250H132V249H130ZM136 250V249H135ZM141 250V249H140ZM164 250V249H163ZM167 250V249H166ZM185 250V249H184ZM198 250H200V249H198ZM236 250V251H237ZM58 251H60L61 252V250H58ZM57 250H56V252H58ZM63 251V250H62ZM68 251V250H67ZM85 251H83V252H85ZM92 251V250H91ZM91 251L90 252H88V254H90L91 253ZM123 251V250H122ZM176 251V250H175ZM188 251V250H187ZM192 251H195V249H193ZM210 251V250H209ZM209 251H207V252H209ZM233 251V252H234ZM59 252V253H60ZM121 252V251H120ZM191 252V251H190ZM232 252V253H233ZM58 253V254H59ZM67 253V252H66ZM75 253H76V250H75ZM85 253H87V252H85ZM84 253V254H85ZM95 253V252H94ZM97 253H101L100 252V250H99V252H97ZM129 253V252H128ZM169 253V252H168ZM179 253V252H178ZM192 253V252H191ZM218 253V252H217ZM77 254V253H76ZM81 254V253H80ZM83 254V253H82ZM84 254H83V256H84ZM88 254H86L87 256H89ZM92 254V253H91ZM90 254V255H91ZM107 254V253H106ZM117 254V253H116ZM180 254V253H179ZM185 254H187V253H185ZM195 254H196V252H195ZM227 254H229V253H227ZM56 255V256H55ZM64 255H67V254H64ZM105 255V254H104ZM118 255H120V254H118ZM202 255V254H201ZM203 255H204V252H203ZM206 255V254H205ZM212 255V254H211ZM231 255V254H230ZM0 258H2V255L0 254ZM61 256H63V254L61 255L60 254V260H62L61 258ZM98 256H99V254H98ZM100 256H101V258H102V255L100 254ZM109 256V255H108ZM122 255H120V257H121ZM131 256V255H130ZM134 256V255H133ZM132 256V257H133ZM157 256V255H156ZM180 256V255H179ZM188 256H190V255H188ZM195 256V255H194ZM207 256V255H206ZM213 256V255H212ZM229 256V255H228ZM236 256V255H235ZM70 257V256H69ZM86 257V256H85ZM90 258H92L91 256H89ZM106 256H104V258H105ZM198 257V256H197ZM208 257V256H207ZM215 257H216V255H215ZM66 258H68V255H67V257ZM74 258H76V257H74ZM78 258V257H77ZM76 258V259H77ZM80 258H83V257H79V259ZM88 258V257H87ZM89 258V259H90ZM94 258H95V256H94ZM101 258H99V260L101 261ZM108 258V257H107ZM113 258V257H112ZM157 258V257H156ZM192 258H193V256H192ZM191 258V259H192ZM210 258H211V256H210ZM214 258V257H213ZM217 258V257H216ZM63 259H64V257H63ZM70 259V258H69ZM97 260H98V257L96 258ZM117 259H118V257H117ZM190 259V260H191ZM212 259V258H211ZM59 260V261H60ZM64 260H66V259H64ZM74 260V259H73ZM82 260V259H81ZM81 260H78L77 262H79V261H81ZM85 260V259H84ZM97 260H93L94 261V263H96V261ZM102 260H103V258H102ZM113 260V259H112ZM128 260H129V258H128ZM141 260V259H140ZM173 260V259H172ZM205 260V259H204ZM207 260V259H206ZM0 261H1V259H0ZM67 262L69 261L68 259L66 260ZM65 261V262H66ZM106 261V260H105ZM176 261V260H175ZM192 261V260H191ZM197 261H199V262H202V258H200L199 260H197ZM196 261V262H197ZM214 261V260H213ZM217 261V260H216ZM234 261V260H233ZM61 262V261H60ZM64 262V261H63ZM70 263H67V264H71V262H72V257H71V261H69ZM85 262H86V260H85ZM88 262V261H87ZM107 262V261H106ZM110 263H111V261H109ZM183 262V261H182ZM204 262V261H203ZM215 262V261H214ZM1 263V262H0ZM81 263V262H80ZM79 263V264H80ZM89 263V262H88ZM87 263V264H88ZM91 263H93V262H91L90 261V264ZM97 263H99L98 261H97ZM96 263V264H97ZM101 264H102V261L100 262ZM150 263V262H149ZM188 263V262H187ZM198 263V262H197ZM196 263V264H197ZM230 263V262H229ZM236 263H237V261H236ZM59 264V263H58ZM62 264V263H61ZM64 264H66V263H64ZM74 264V263H73ZM75 264H76V262H75ZM82 264H83V261H82ZM104 264H106V263H104ZM153 264V263H152ZM157 264V263H156ZM170 264V263H169ZM175 264V263H174ZM192 264H194V262H192ZM201 264V263H200ZM211 264V263H210ZM225 264V263H224ZM232 264V263H231ZM234 264V263H233Z\"/></svg>","mask_w":264,"mask_h":264}]
</instances>
